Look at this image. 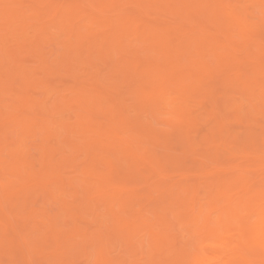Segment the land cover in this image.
Segmentation results:
<instances>
[{"label":"bare ground","instance_id":"6f19581e","mask_svg":"<svg viewBox=\"0 0 264 264\" xmlns=\"http://www.w3.org/2000/svg\"><path fill=\"white\" fill-rule=\"evenodd\" d=\"M35 1L38 4V2L42 3L46 0H35ZM55 1L56 2L58 1L57 2L58 4L60 3V0H55ZM67 1H69V0H67ZM71 1L73 2V0H71ZM71 1H69V2L71 3ZM90 1H92V3H89V4H92V5H90V6H92V9H94L93 7H96V9H97V6H98V5H94L93 2L96 4L102 3L103 1L105 2V0H90ZM111 1L113 3L116 1L118 2L120 0H111ZM135 1L137 2L139 7H137L136 5H133V6L139 8L140 11L145 10L147 8L146 6H150L151 9H153L152 7H154V4L155 5L157 4V3H155L154 0H135ZM160 1H163V5L166 6L167 9L164 10L165 8H162L164 11H162L161 15L158 17V18H160V20L158 18H155L158 20L157 23L159 22V25H162L163 23L167 24L166 20H168V19H166V18H165L166 19L165 22H164V20L162 23L160 22V21H162L161 20L162 13L163 12L165 13L167 11L168 17H169V13H171V16L173 15V16L177 17V18H175V20L172 19L173 24H174V21L176 22V19H177L176 25L173 26V24H172V26H171V24H169V25L164 24L165 26L163 25L161 27V26H158L157 24H155V25H157V26H155L154 25L155 21L154 22L152 21L153 24L152 23H150V24L144 23L145 25L142 23L139 24L137 19L135 18L136 16H134V18L128 17V15H127L128 13L126 14V16H123L124 14L122 15L120 13H119L120 14L119 16L114 15V16H118L117 20H115V21L112 20V18H113L112 17L110 22H109L108 19H102L101 20V17L98 18L100 15L98 16L97 14H95L93 12L94 14L91 13L92 15L87 17V19H88V18L93 16L91 18V20L85 19L82 21L81 19H79L78 21H76L77 26H75V25L72 26L73 20L76 17V16H74V12H73L74 7L65 6L64 3L59 6V5L55 4L56 2L52 1V2L45 3L44 5H42L40 7H37V5L36 6L34 5L36 7L34 9V11L31 14L26 15V12L23 10L24 9L23 4H21L22 7L20 5L17 6V4H16L18 2H26V1H23V0H0V168H2V170H4L3 172L5 174L10 175L6 181L4 179L5 182L0 184V201H1V199H3V196L5 195L6 199L5 198L4 199L9 202L10 205H8V207L11 206L10 207L11 209L10 208L9 209L12 210V214H10V216H14L13 213H15V218L17 220H15L14 222L18 221V223L20 224V225L18 224L17 226H15L12 223V221L14 219H12V217L9 218L8 214H6V213H11V212L10 211L8 212L9 209H6L7 205H6V203H4L6 207H4V205L2 206L5 210V211H3L1 209L2 214H4V217L8 216L9 219H8V224L5 228L3 226H1V223H0V236L1 235H10V232H12V231L16 234L22 235V238H23L22 244L23 245L21 246L20 245L21 243L19 244L21 246L20 249L22 247L23 248L25 247V249L27 251H30V253L34 252L35 255L37 256V254H36L37 252H35V250L40 249L39 248V242L41 241V239L44 238L41 235H55V237L62 235V237H60V238H62L63 241L65 240L63 237L68 235L65 238L67 239V237H68L69 242L72 239H73L72 242H74V241L76 242V240H74L75 238L70 237L73 235H76L74 237H77V235H82V236L84 235L85 237H83V238L86 239L91 234V231L89 229L90 234L88 232H84L86 228H83L84 229L83 230L78 225L79 222L80 223L82 222V217H81V221H80V219H78L79 222H77L76 219L78 218V216H81V215L84 216L86 219V217L90 213V212L88 213V211L90 210L92 212V214H96L99 218L102 216L105 217L104 221L106 220V222H107V224L105 226H96V228L94 227L92 229L93 231H96V233L93 232L92 235L95 234L96 236L94 237V240L92 239V237H90V239H92V240H90V242L92 243V241H93L94 244L95 243L99 244L100 248L99 249L96 248V249H98V251H100V253H101L105 249L104 247H105V244L107 242V241H105V240H107V239H105V236H109V237L110 236H113V237L116 236V238L114 237L115 239L112 238L113 240H115V241H113V243H115L116 240H119L118 236L120 237L122 235H125L126 237H124V238H125V240L127 239L128 242H130V245L128 244V242L126 240L127 243H125V244L128 246L125 247L126 246L125 245L124 246L125 249L124 248H122V249H124L125 252H128L130 247H131L130 250L132 253V257H133V259H131V260H133V264H141V260L143 259V258L141 259V255L143 254L142 252H144L147 255L146 257H148V259L145 258V256H142V257H144L145 260H150V262L147 264H264V202L260 203L261 198L264 196V187L260 188V182H259L258 178H255V180H254V176H249L251 178L248 177L247 180L253 179V181H252L253 183L250 181L248 183L251 184L250 185L252 187L251 189L253 190L255 188L256 191L253 190L252 193H250L252 190H250V192H247V191L244 192L243 191L245 195L243 194V192L241 194V192H239V190L240 191L243 190L242 188L244 187L243 186L244 184H242L243 181L240 182L241 179H243V178H241V176H239V174H238V177L235 176L236 178L231 179L233 181L234 179L237 180L238 178H240L237 180V182L234 180L236 183H234V181L233 182L231 181L229 183L230 185L228 184L227 187H225V188L224 187L221 188L219 183H217V185H219V187L221 189L216 190L217 188L215 187V188H213V192L211 189H209L211 191H208L207 193H209L208 194L209 196H210V193H211V195L212 194L215 195L213 197L214 201H212L213 199L211 200V198H212L211 196H210L211 201L206 197L208 195L205 194L206 196L205 195L203 196L202 195L203 193H200L202 195V197H199L200 194H198V193H199L200 189L199 190L195 189L194 191H192L191 190L192 188H190L191 185H190V187H188V185H187L188 182L186 181V179H182V182H180V184H174L173 185L171 183L170 185L164 187L165 190H163V191H161V189H163V188L160 187L158 184L159 187H157V189L155 188L156 190L153 188V190L155 191V194L157 193V195H158L157 191L160 190L162 193V196H163L162 198H160L159 196H158L159 198L154 196L153 190L151 192L149 189V192H151L150 195L153 194L154 199H156L155 203H157V204L154 203L157 206L154 205L155 210L153 211V213H155L157 208H159L160 211L157 210V214H155V215H157L156 218L158 221L161 222V224L165 225L163 227V229H164L163 233L158 232L161 229V227L160 228L158 227V229H157L158 231L156 229H153L152 227L155 228V224H154V226H152V225L149 226L148 224L152 223V221L149 223H146L145 222L146 218L145 219L143 218V220H142L141 216L139 217V219H137L135 221V223H134V221L131 223H130V221L128 222L126 219V214L128 215L130 213L129 215H131L132 210L135 208V207L133 208V206H134V202H135V196H137V195H135L132 192L124 193L121 190L109 188V186H112V185H110V183L113 182L115 178L117 180L116 170L118 171V173H121L123 175V173L121 172L122 171L121 169H123V171L126 174V176H124V177H127L129 175H132L134 177V174L129 172L130 169L132 170L131 167H134V164L136 163V161L138 159V155H139V151H138V154H136V152H134V149H133L134 146H136V145L140 146V144H143L144 143L143 140H145V138L152 140L151 141L152 143L153 142L158 143V141H160V139H161V138H159L160 135H159L158 131H155V126L153 127L151 121H146V122L143 121L142 122L141 121L142 118H140L141 120H136V119H132L131 117L128 116V115L133 116L132 110H134V107L136 108V106L139 105V107L146 109L145 111H147V108H148L151 112L154 113L153 115H155L157 113L159 114L162 108H165V107L168 108L167 110H169L170 113L174 116L175 123L177 125H179V127H181L180 131H182L183 136L186 140V135L188 133H190V135L194 134V133H191L192 131L188 132L189 129H191L193 126V125H189V124H192L191 121H194V119L190 116V112H192V111L190 110V108L185 109L184 107H186V105L184 106V104L186 103L187 98H189L194 91H197L198 93H199V91H204L205 94L207 93L209 96L211 95L209 93H212L213 95H214V92L219 93L220 98H222V99L224 98V100H223V101H225L224 107H226V109L229 108V106H228L229 104L231 106H234V109H236L235 111L237 113L236 114L237 119L234 118L235 115L233 116V114L230 116H231V118L233 116L232 120L236 119V121L239 122L241 128H240V126H238L239 124L236 122V127L238 126L240 129L237 127L236 130L232 131L231 129H235V127H232L230 129V127L228 126L230 123H232L229 121L230 119L228 120V118H229L228 112L226 110H223V108L221 106H219L220 104L217 105V102H215V104H214L215 106H212L211 110H213V108L215 107L216 111H214V110L213 111L216 112L217 115H218L217 111L219 109L217 110L218 107H216V106L221 107L222 108L221 110H223V111L220 110L222 115L218 116L219 121L217 120V122H215L216 121V119H215V121H214L215 123L213 125H210V123H209L210 121L203 122V121L199 120V118L201 119L202 117L198 118V120L201 121L199 123H205L206 126L207 125L209 126V132L208 133L206 132L207 134H205L204 136L200 135V137H202L201 143L205 144L206 146L204 147L203 144L199 143V139H198V144H197V142H194V141L191 142V139H193V138H191V139H187V141H185V142L183 139L184 146L182 143V145H179V146L176 145V146H178V148H176L175 144H174V146L172 145L173 142L168 143V141L170 139H168L167 136H165V134H164V142L166 140H168L166 143L169 144L168 148L170 150H171L170 145H172V147H174V150L175 149L178 150L181 146L184 147L183 153L181 152L183 156L179 152L177 155V152H172V151H171L172 152L171 154H168L169 150H167V148L165 147L168 145L165 143L166 145L165 146L163 145L165 147V149L162 148V146L158 144V146H160L159 148H162L164 150V152H162V150L160 152V150H159V152L163 154V155H160V159L161 158L167 159V157L165 158L163 156L168 154L170 160L174 163L175 161H179L182 157H184L185 155L188 154V156L191 155L192 157L194 156V158L195 157L198 158V159L195 158V160L200 161V166L203 169V168H205L206 164L209 163V162L208 163L206 162V158L213 161V162L209 163V165H210L212 163H216V161L218 160L219 157H221V156L224 157L221 154L225 153L226 154L225 156L227 157L226 160H228V162H226V164H224V165L227 166L228 165L227 163L234 164L231 161L229 162V159H228V157H231V158L233 157L231 155L232 151H234L235 153L240 152V153H242L241 155H243V153L246 152L245 149L250 148L251 150L247 149V152L245 154H248V155H246L247 157L255 154L254 156H251V158L254 157V159L251 163L256 162V164H255L256 166L264 167V121H260V119H255V120H257L255 124H258V121L263 122L262 125L259 122V124L261 126H258L257 128H261V131L258 132V130H256L254 127L255 124H254V120H253L254 115L257 116L256 118H258V117L264 118V99H262V98H264V62H262L263 64L261 63V61H264V59H263V55H262L263 51H262V53H260L261 52L260 49H262V48L259 49V47L257 46V49L254 50V48H256V46L253 49L250 46L251 42L253 41V36H252V32H250V30H249V27L252 24H251L250 19H249L250 16H249V12H248L249 11L248 7H246V8H244V6L241 7V6H239L240 4L237 3V1L231 2L230 0H160ZM160 1L156 0V2H159V3H160ZM243 1H242V4H243ZM250 1L251 0H249V2ZM28 2L29 1H27V3ZM30 2H29V4H30ZM77 2L78 1H76V3ZM125 2H126V0H125ZM129 2L133 3V1H129ZM247 2H248V0H247ZM259 2H260V0H257V3H259ZM85 3H86V0H85ZM144 3H146L148 5H145ZM15 4H16V6H15ZM29 4H28V6H29ZM87 4L88 3H86V5ZM106 4H108V3H106ZM114 4L115 3H113V6H114ZM263 4H264V2H263ZM263 4H261V5H263ZM12 5H14V7ZM66 5H67V3H66ZM70 5H72V4H70ZM100 5H101V7L103 6V8H107V6H108V5L106 6L105 4L104 5L100 4ZM122 5L121 6L124 7V3ZM163 5H162V7H163ZM257 5H259V4H257ZM7 6H10L11 8H9ZM104 6H106V7H104ZM126 6H127V11H128V9L130 8V7H128L129 3ZM126 6H125V9H126ZM253 6H255V5H253ZM30 7H32V6H30ZM30 7H25V10H26V8H29L28 10H30ZM66 7H68V8L66 9ZM81 7L86 8V7H83L82 5H81ZM115 7L114 8L112 7V8L115 9ZM120 7H119V9H120ZM53 8H56L55 9L56 11H54L55 17L52 18V20L50 19L51 22L49 20L50 23H47V24L42 23L38 26L37 25L34 26L35 27V29H34L35 33L33 35H30L29 30H28L29 27H31L29 25L30 22L28 23L29 18L35 19L36 17H39L40 15L43 16L47 13L49 14V12ZM76 8H78V7H75V9ZM99 8H100V6H99ZM109 8L111 9V7H109ZM157 8H156V12L158 13L159 11H157ZM86 9H88V7ZM96 9H94V10H96ZM117 10L115 9V11H117ZM134 10L136 11V12L134 11V14L139 13V10L138 11H137V9H134ZM252 10H254V8ZM86 11H89V10H86ZM86 11L84 10L83 12H86ZM92 11L93 10H91V12ZM98 11H99V9H98ZM100 11H102L101 8H100ZM168 11H169V13H168ZM262 11H264V10H261L260 13ZM118 12H120V11H118ZM156 12L154 11V13H156ZM251 12H253V11H251ZM77 13H79V12H77ZM108 13H109V11H108ZM80 14H82V13H80ZM84 14L87 15V13H84ZM140 14H139V18L142 16V13H140ZM108 15H110V13ZM146 15H147V12H146ZM151 15L152 14H150V16ZM261 15H262V13H261ZM82 16H83V14H82ZM95 16H98V17H95ZM164 16H166V15H163L162 17L164 18ZM137 18H138V15H137ZM150 18H152V17H150ZM186 18H193V19L195 18V19L199 20V22L197 21L198 23L193 21V20H191V21L188 20L187 23L189 24V26L190 25L192 26V29H190L192 31L191 34H189L188 32H186L187 34L184 32L179 33V31L182 30L184 27H182L181 24H180L181 25V27H180L178 24L179 23L183 24L184 22H186L187 21ZM153 19L154 18H152V20ZM75 20H74V23H75ZM29 21H31V20H29ZM33 21L35 22V20H33ZM88 22L89 23L90 22L97 23V25L95 27V26H93V24H91V23L89 24ZM144 22H147L146 19ZM169 22H171V20ZM205 22H207L208 24H204ZM39 23H40V21H39ZM107 23H108V27L103 28L107 25ZM209 23H210V25H209ZM260 23L263 24L264 23L263 20ZM254 25H253V27H254ZM51 26H52V28L55 27L54 30L59 29L61 34L68 35L69 40L67 42H65V45H63L65 48L64 51H62L63 47L62 48H61V46L59 47V48H61V51H62L60 58L58 57L59 56V54H58L56 57H58L59 59H57V58L54 60L51 59L52 61L50 60V62H48L49 58L47 56L50 54L49 53L50 50L44 51L46 53L47 52L49 53L46 56V54H44V52L42 50L43 49L42 45H43L44 41H46V35L48 33L50 34ZM208 26L209 27L211 26L210 27L211 29L208 28ZM256 27H255V30H256ZM261 28H263V27H261ZM258 29H259V27H258ZM219 30L223 31L222 32L223 33L222 39H220L216 35L217 34L216 31H219ZM260 30H262V29H259V31ZM263 31H264V29L262 30V32ZM55 32H53V33H55ZM219 34H221V33H219ZM238 34L240 36L239 38H241L244 41V43H243L244 45L242 46V48L239 47L240 46L239 43L237 44L236 40H235L236 36ZM256 34H258V33H256ZM131 36H133V38L135 36V38H136L135 40L137 41L136 44H134L132 42L133 39L132 40L127 39V37L131 38ZM254 37H255V35H254ZM51 38H53V37H51ZM54 38H56V40H57V37L54 36ZM259 40H261V39H259ZM138 42L141 43L142 45L138 44ZM258 42L259 41H256L257 44H258ZM261 42H263V41H261ZM256 43H254V44H256ZM54 45H53V47H54ZM258 45H260V44H258ZM261 46H264V44ZM16 47H18L17 50L19 52L16 51V49H15ZM142 47H143V49H142ZM49 48H50V46H49ZM194 50H195L196 54H198V55L200 54L199 56H201V55L204 56L205 52H209L210 54L212 53L214 55V58L217 59V64L215 66H211V64L208 63L206 61V59H203L205 57L201 58L202 56L199 59L196 58L197 60L196 59L191 60L192 61L191 70H192L193 75L196 74L197 79L190 80V83L188 84L187 80L191 79V78H189V76L191 74L188 73V75H189L188 77L185 75L186 69L183 68L182 65L180 64V60L182 59V55H183V53H185V51L186 52H189V51L194 52ZM52 51H55V50L52 49ZM25 52H26V55L23 54ZM142 52L145 54L144 56H143V54H141ZM243 52H245V56L241 55V53H243ZM29 53L31 55H34V57L36 58L35 61H33L34 58H32L31 56L30 57H29V55L27 56V54H29ZM209 53H207V54H209ZM156 54H158V55L161 54V55L157 56ZM23 55H25V57ZM28 57L32 58L31 60L33 61V63L36 62L38 65L37 64L36 65L31 64V63L27 64V62L29 60ZM261 57L263 60H261ZM31 60H29V61L31 62ZM97 62L100 64V65L98 64L100 67H98L96 65ZM213 62H214V59H213ZM84 63H86V64L88 63L87 66H89V64H90V67L93 66V69H94V67H98L100 69H102L104 67L102 69V71L104 69H107L108 67H110V68L107 72H106V70H104L105 74L102 75L101 70L95 68L94 69L95 71L92 72V71H90V70H92V68L89 69L90 67H87L85 70V72H86V74H85V72L83 71L84 69L81 67V65H84ZM30 65H32V66H30ZM102 65H103V67L101 68ZM185 65H187V64H185ZM247 65H251V69H250V66H249V69L253 72V75L249 69H247L246 67L244 68V66H247ZM87 69H89V72H87L88 71ZM215 70L217 71L216 76L212 75L213 71H215ZM244 71H246L247 73L249 72L250 74L249 73L245 74L246 72H244ZM39 72H40V74H44V76L38 77V75H37V77H36V73H39ZM42 72H44V73H42ZM59 72L65 74V75H68L66 78H64L65 81L62 79L61 84L63 85V82H64L63 86H65V88H66V85L67 84L70 85L68 83V82H70L72 88L67 87V89L65 90L64 88H62L61 85H59L58 87L61 88L62 91L63 90L68 91L69 88L72 89V90L68 91V92L71 91L70 92L71 96H66L65 93H64L65 95H61L63 93H60V95L55 97V100L52 103V102H49L48 98L45 99L43 97V99L42 98L39 99V97H36L35 95H34L35 96L34 97L33 94L30 93V91L33 93V90L35 91V88H33V87L37 86V88L41 87L43 89L42 91H44V93L46 95L48 93H50L49 95H51L53 93L54 95H52V96L54 98V96H56V95L54 92L51 93V91H55V89H54L55 86L49 85V84H53V82H54V84L57 83L55 81H59L58 77L60 78L59 75H61V73L58 75V77H56L57 78L56 80L53 77V79L55 81L54 80L52 81V78H50L51 79L50 80L46 76H48L52 73L54 74V73H59ZM54 75H56V74H54ZM47 78H48V81H47ZM67 78H71V79L70 80L68 79L69 80L68 81V80H66ZM72 78H73V80H72ZM46 81L49 82V84H47ZM216 81L218 82V85L220 87L223 86L221 89H219L220 87H218V86H217V89L215 88V85H216L215 83H217ZM50 82H52V83H50ZM15 83H18L19 85L15 84ZM72 83H74V84L72 85ZM14 84H15V86L17 85L16 90H14V88H13ZM124 84H125V86L123 87ZM220 84H222V86ZM188 86H189V88H188ZM32 88H33V90H31ZM190 88H194L195 90H191V93H190V91H189ZM245 88H246V92H247V89H248V91L250 90V92H251V93L246 94L244 92L245 90L243 91V93H245L246 99H248L247 104H249V102L254 103V104L248 106V108L250 107L248 110H246L247 105H246V102L244 101L245 100L244 94H243V96L241 95L242 90ZM171 89L176 90L174 92L177 94L176 95L177 97L172 95ZM12 90H14V91H12ZM57 90H60V89H57ZM219 90H220V92H218ZM221 90H223V91H221ZM231 91H233L232 94H234V91H235V94H236V92H239V94L237 93L236 94L237 96L236 95L235 96L238 98L240 95L239 98L240 99L242 98V99L239 101V98H238L239 102H235L236 100L232 101L233 96L230 93ZM197 92H195V93H197ZM204 92H202V93H204ZM35 93H40L41 95L43 94V92L41 93L39 90L35 91ZM45 94H44V96H45ZM229 94H231V96H232L230 100H228V98H230ZM193 95H194V93L192 94V97H193ZM198 95H200V93ZM202 95H204V94H202ZM194 96L196 99L197 98L199 99V97H200V96L196 97V94ZM235 96H234V99H236ZM47 97H49V96H47ZM53 98L50 99V101H53ZM195 98H194V100H196ZM214 98L216 99V97H214ZM9 99L11 100V102H8ZM181 99H183V100H181ZM198 99H197V101L203 100L202 98H200L199 100ZM254 99H257V101L259 100V102L262 101V103H259V105L262 104L261 108L258 107V104H257L258 102L255 103ZM6 100H7V102H5ZM44 100H48V101H44ZM128 100H130V102H132L134 100V102L137 105L132 104L133 102L128 104V102H127ZM212 101H215V100H212ZM44 102H46V103H44ZM48 103H50V104H48ZM51 103H52V105H51ZM126 103L128 105H130V104L134 105L133 107H131V105H130V107L133 109L129 108V106L126 107L127 106ZM207 103H208V101L206 100V105L211 106V104H212L210 102H209L210 104H207ZM255 104H257V106ZM49 105H51V106H49ZM107 105H108V108H106ZM187 107H188V105H187ZM126 108L131 110L130 112L128 110V113H130V114L125 115L124 110L127 111ZM137 108H138V106H137ZM199 108L203 109L202 113H204L205 111H206L205 113H207V114L209 113V110H206V109H208V107L205 108V105L203 107L197 106L198 110H200ZM252 108H255V109H252ZM115 109L117 111H114ZM204 109H205V111H204ZM135 110L137 112L139 109H135ZM188 110H190V112ZM198 110H196V112ZM141 111H142V109H141ZM111 112H112V114H110L111 115L110 116L109 113H111ZM133 112H135V111H133ZM73 113L76 115V116H74L75 120H71ZM142 113H143V111H142ZM193 113H195L194 110H193ZM198 113H201V112L199 111ZM216 113H214L215 114L214 116H216V118H217ZM225 113L228 114L227 117H226V115H224ZM230 113H232V112H230ZM97 114H101V115L102 114H104V115L108 114V116H110V117L108 118L107 122L102 121L103 119H106V117H103V118L101 117L100 119H102V120H100V119L99 120L102 122H98L95 120ZM140 114L141 113H139L138 115H140ZM209 114L212 116L211 113H209ZM257 114L258 115L261 114V115L258 116ZM134 116H135V114H134ZM141 116H139V117H141ZM144 116H145V114H144ZM155 117H156V115H155ZM133 118H135V117H133ZM204 118H202V120H204ZM206 120H207V118H206ZM155 122H156V120H155ZM212 122L213 121H211V124H212ZM233 122H235V121L233 120ZM187 125L191 126V128H189ZM168 126H170V124H168ZM206 126H205V131H208V130H206ZM232 126H235V124L232 123ZM36 127H40L41 129L46 130V133H45V136L47 138L46 140L53 139V135H54V139L50 140V142H51L50 144H49V142H47L46 144L45 143L41 144V145H44L43 146V153H44L43 154L44 155L43 160L44 161H43L41 168L38 169L37 171H36V168L34 166H32V167L30 166L29 162H31L32 160H31V158L29 159V153L27 152L28 149L24 148L25 144H26V143H24V139L26 138L28 133L29 134L31 132L33 133V131L35 130ZM142 127H143V129H141ZM166 127H167V125H166ZM194 127H197V126H194ZM11 128L16 129V131H18V132H16V133H18V135H19V130L21 131V134L23 133V136L19 135L22 137V139H21V137H18L19 140L17 143H15V145H11V143H8L9 141L7 142V139H9V138H7V136H8L7 133L10 130L12 132L13 129H11ZM124 128L128 129L127 130L128 132L133 131V130H131L132 128H134V129L139 128L143 132H145L147 135L142 133L143 136H141V138H144V139L138 140V141L139 142L143 141V142L139 144L137 141V144H136V141H135V144H133L132 139H131L133 136L131 137L130 135H128V137H131L128 139L129 141L127 139H124L125 136H123V134H124L123 132H125V133L127 132V131H124L125 130ZM217 128H219V130ZM171 129L172 128H170V130ZM175 129H174V131H175ZM195 129L197 130V128H195ZM7 130H9V131H7ZM36 130L39 131L40 129H36ZM215 130L216 131L218 130L219 132L217 131V133H216ZM240 130H242V131H240ZM180 131H178V132H180ZM200 131H201V129H200ZM43 132H44V130H43ZM43 132L41 130V133H43ZM186 132H187V134H186ZM12 133L9 132V135ZM14 133H15V131H14ZM36 133L39 134L37 131H36ZM25 134H26V136H25ZM127 134H129V133H126L124 135L127 136ZM134 134H135V132H134ZM137 134L138 133H136V135ZM201 134H202V131H201ZM172 135H173V132H172ZM11 136L12 135H10L8 137H10V139L14 140L15 138H12ZM30 136H32V138H33V135H29L28 137H30ZM55 136L57 138L63 137L62 142H61L62 144H59V147H58V145H57V147H54V146H56ZM169 136H171V132H170ZM196 136H197V134H196ZM23 137H24V139H23ZM39 137L42 139L41 136H39ZM137 137H134V138H137ZM192 137H193V135H192ZM32 138H30V140ZM138 139H140V137H138ZM162 139H163V136H162ZM162 139H161V141H162ZM175 139H177V137ZM30 140L28 142H30ZM46 140H44V141L46 142ZM181 140L182 139H180V141ZM194 140H195V138H194ZM177 141H178V139H177ZM33 142H35V141H33ZM33 142H31V143H33ZM147 142H149V140ZM23 144H24V147H23ZM27 144H29V143H27ZM51 144H52V146H51ZM149 144L150 143H144L143 146L146 145L145 146V148H146L149 146ZM162 144H163V142H162ZM176 144H179V143H176ZM198 145L201 146L200 149L198 148ZM65 146L70 147V149L72 150V152H71L72 154L69 151V156H67L64 153V151L65 152L67 151ZM29 148H31V145ZM134 148H136L138 150L139 147L138 148L134 147ZM154 148H155V146H154ZM31 149H34V148H31ZM70 149H68V150H70ZM5 150H7V152L9 153V157H6V158L4 157L5 155L3 154V152ZM37 150H39V148ZM145 150H143V151H145ZM166 150H167V153H165ZM179 150H181V149H179ZM40 151H41V149H40ZM146 151L143 154L146 153V156L148 157V154H147L148 151L147 152ZM149 151L151 152V153H149L151 156L152 151L151 150H149ZM248 151H250V152H248ZM26 152L28 153V158L26 157ZM115 152H117V154H118V152L123 153L122 157H118L117 154H115L117 156L116 160L119 164L118 169L114 165V162L110 161V158L113 157V155L111 156V154L115 153ZM142 152H140V153H142ZM155 152L156 153H154V154L157 155L158 151H155ZM33 153L34 152L32 150L31 154H33ZM81 153H84L85 155L87 154V156H86V158H83V159H85L86 164L83 165L84 166L83 168L81 166L82 170H80V172L81 171L83 172V173L81 172V175L84 174L83 175L84 177L82 179H80L82 176L78 179V181L81 180V182L79 181L80 185L78 183H75L76 180L74 178L76 176H73V175L72 176L74 178H71V179L67 178L68 180L65 181L64 180V179H66L65 176H69L70 174L64 176L63 172L66 171V169H68L70 166H72L73 163L76 165L77 162L75 163V161L78 159V157L80 155L83 156V154H81ZM174 153L176 155H174ZM40 154H42V151L40 152ZM38 155H39V152H38ZM118 155L120 156L121 154H118ZM142 156L143 155H141V160L143 159ZM155 156L153 155V157H155ZM180 156H182V157L179 158ZM191 156H190V158H192ZM144 157H145V155H144ZM33 158L36 159L37 157L35 158V156H34ZM40 158H42V156ZM40 158L38 157L36 159V161L38 159L42 161V159H40ZM156 158H157V156H156ZM156 158L154 160H156ZM158 158H159V156H158ZM158 158H157V162L154 161L155 163H158ZM177 158H179V160H176ZM190 158L188 157L189 163L186 161L185 162L188 163L189 165L190 164L195 165V163H193L194 162L193 158H192V160H193L192 163H190L191 162ZM243 158H244V156H243ZM246 158H244V159H246ZM251 158L249 157L248 161L252 160ZM144 159H147V158L145 157ZM240 159H242V158H239V162H240ZM29 160H31V161H29ZM39 160L35 163H38ZM100 160H101V162H104V160H105V163L107 162V165H108L107 171L101 172V171H98L96 169V164L97 163L99 164L100 162H98V161H100ZM125 160H127L128 163H130L128 165L131 166V164H132L131 167L127 166L128 168L130 167L128 172H126L124 169V162H126ZM151 160H152V158H151ZM236 160L238 161L237 155H236L235 161ZM34 161L31 163H34ZM160 161L164 162V160H159V163H160ZM166 161H168L167 163H165L166 164L165 166L167 168V167H169V166H167V165H169L168 164L169 160H166ZM183 161L184 160L181 161L182 165L184 164ZM198 161H196V162H198ZM80 162H82V161L80 160ZM138 162H140V161H138ZM163 162H162V164L164 165ZM247 162L243 161V163H247ZM141 163H140V165H141ZM149 163H151V162H149ZM217 163H218V161H217ZM243 163L240 162L239 164L235 163L234 165H232L231 169H234L236 171L235 172L231 171V172L234 173V175L237 174V171L238 172L242 171V174H243V172L247 173L248 168L251 166H248L247 165L248 163L245 165ZM251 163L249 162V165ZM82 164H83V162H82ZM138 164H136V165H138ZM162 164H161V166L159 164L157 165V166H160L159 167V169L161 168L160 170H163ZM181 164H177V165H175V167H177L178 165L180 167H182ZM33 165H35V164H33ZM140 165L138 167H140ZM98 166H100V165H98ZM144 166H145V164L142 166V168H146V166L145 167ZM148 166H150V165H148ZM151 166H152V164H151ZM154 166H156V164H154ZM165 166H164V168H165ZM210 166L212 167V165H210ZM210 166H209V168H207L209 170L205 169V171H204L205 175L207 176V179L208 178L217 179L218 178L217 173L220 176L221 174H223L227 171L229 172V170H227V171L225 170L223 173H219V166L220 165L219 166L216 165L217 168H215V170L212 171V170H210V168H211ZM214 166H215V164H214ZM105 167H106V164H105ZM171 167L173 168L174 165L170 166L169 168H171ZM185 167H186V164L181 169H183ZM197 167H198V165H197ZM197 167H196V169H197ZM33 168H35V169H33ZM134 168L138 172L137 167H134ZM150 168H152V167H150ZM166 168L164 169L163 173L166 172L165 171ZM172 168H171V171H172ZM188 168H192V166L191 167L188 166L185 169L188 171ZM251 168H253V167H251ZM69 169H72V168H69ZM153 169H156V168L153 167ZM185 169H183L184 171L181 170V172L182 171H183V173L186 172ZM193 169H194V167H193ZM255 169H256V167H255ZM257 169H260V168H257ZM2 170L0 171V173L2 172ZM167 170H168V168H167ZM197 170L199 171V169H197ZM198 171H197V173H198ZM262 171L263 170H261V172H260L261 174L257 173L258 176L260 175V177H264V176H262L263 175ZM80 172H78L79 176H80ZM189 172H190V169H189ZM75 173L77 175L76 171H75ZM134 173H136V172L134 171ZM157 173L154 172L153 174L155 175ZM177 173H179V171ZM190 173L188 175L191 177ZM143 174H141V175H143ZM165 174H167V172ZM165 174L163 176H165ZM172 174L173 173L171 172V175ZM186 174H187V172H186ZM242 174H240V175H242ZM139 175L140 174L135 175V176L137 177ZM146 175L150 176V174L149 175L146 174ZM176 175H178V174H176ZM1 176H3V178H6V177H4L3 173H2V175H0V177ZM63 176H64V178H63ZM132 176H129V177H132ZM198 176H199V178L201 177V175H199V174H198ZM198 176L196 177V179L198 178ZM244 176L246 177V175H244ZM244 176H242V177H244ZM129 177H127L128 180L130 179ZM133 177L131 179H133ZM144 177H146V176L144 175L143 178ZM220 177H222V176H220ZM223 177H225V176H223ZM227 177H228V174H227ZM229 177H230V175H229ZM118 178H120V177H118ZM147 178L149 179V177H147ZM121 179H119V181ZM131 179H130V181H127V182H130L131 185L133 184V183H131V181L134 182L135 184H138L139 186H140V184L142 186L145 185V180H144L143 184L140 183L141 180L143 182V179H141V178H140V180H137L134 177L135 181H133L134 179L133 180H131ZM144 179H146V178H144ZM187 179H188V177H187ZM201 179H202V177L199 179L200 180L199 183L203 182V181H201ZM245 179L246 178H244V180ZM197 180H195V181H197ZM224 180H225V178H224ZM136 181L139 182L140 184L137 183ZM146 181H147V179H146ZM161 181L163 182V180H161ZM193 181H194V179H193ZM229 181H230V179H229ZM254 181L255 182L258 181L257 184H259L258 187L260 189L259 188L257 189V184L255 183L256 184V186H255ZM220 182H222L223 184L227 183L226 181H221V180H220ZM238 182L240 183V186H239ZM146 183H148V181ZM196 183L194 182V184H196ZM203 183H200L201 184L200 187L201 186L206 187L207 183L202 185ZM76 184H78V186ZM135 184H134V186L133 185L132 186L135 187V189H136L137 188L136 186H138V185L135 186ZM212 184H214V182ZM234 184H237L239 186V188L242 185V188H240V189L236 185V188L238 189V192L241 195V199H239V200L236 199L237 196H239L238 195L239 193L238 194L236 193L237 196L233 193V191L235 192V190H236L235 186L233 187ZM197 185H199V184H197ZM252 185H254L255 187H253ZM66 186H68V187L71 186L70 188H72V190L68 191L66 189L67 191L64 192L63 190H64V188H66ZM153 186L155 187V185H153ZM250 186L248 185L247 188H249ZM231 187H233V189ZM197 188H199V186ZM41 190L42 191L46 190V194H50L51 196H54L56 199L58 198V200L60 198V201L62 203V211L65 212L64 214H67L68 216H70V219H69L70 223L73 224L71 228H69L67 225V227H68L67 229H65L66 227L64 228L63 226L62 227L64 229L63 228L59 229L56 226H60V223H59L60 218H59V220L56 219V220H58L57 221L59 223V225H58L56 220H54V218L56 216H50L48 214V212L46 210H44L41 205L40 206L43 210H41L39 208L36 209L37 203L34 202L35 199L33 200V195L36 192H38V193L41 192ZM204 190L206 191V189H204ZM229 191H230V193L232 192V194L236 196V198H235L236 200H234L232 195H229ZM246 192L248 194L249 193L250 194L248 195ZM165 194H168V195H165ZM246 194H247V196H246ZM146 195H148V193H146ZM69 196L72 199H69L68 198ZM224 196H225V198L226 197L228 199L230 198V201L227 199H225V201H224L223 200ZM242 196H243V200H242ZM40 197H42V196L40 195ZM150 197L153 199L152 196H150ZM198 197H199V199H198ZM204 197H206L208 200L205 199L206 202H204V204H202V203L199 204L198 200H201L203 202ZM244 197H248V198L244 200ZM200 198H202L203 200ZM221 198L225 202L224 204L228 203L227 205H229V206L217 208L219 206L218 205L217 207H215L214 206V204L216 203L215 200L218 199L220 202V201H222V200H220ZM239 198H240V196H239ZM262 199H263L262 201H264V197ZM226 200H227V202H226ZM237 200H238V202H236ZM233 201H235V203H233ZM39 202H38V204H39ZM243 202H244V205L242 204ZM0 203H2V202H0ZM34 203H36V204H34ZM207 203H209V205H210L209 207L211 208V211L214 208L212 211L213 214H214V212H216V213L219 212L218 213L219 215L215 214V215H217V217H215V216L212 217V213H209L210 211H208V213L206 212L207 210L205 211V209L207 207L205 208L204 205H207ZM217 203H218V201H217ZM221 203H219V204H221ZM150 204H151V202H150ZM241 204L244 207H248V209L251 208L252 210L255 207V212L253 211L254 212L253 215H255V216L257 215L255 220H254V217H255L254 216L252 218L253 220L251 219L250 223H249V221H247V219L245 221V224L243 223L242 220H243L244 216H243V218L241 216L244 215L243 213H245L246 211L244 209V212H241V210H242ZM46 207H47V205H46ZM102 207L105 208V209H102L103 212H101ZM151 207H152V205H151ZM210 208H209V210H210ZM152 209H153V207H152ZM50 210H51V208H50ZM250 210L247 211L248 214L246 213V215H249L251 213L252 210L251 211ZM138 211H140V209ZM150 211H151V209H150ZM240 212L242 215L240 214ZM86 213H88L87 216H85ZM64 214H62V215H64ZM148 214H149V211H148ZM54 215H56V214H54ZM62 215H60V216H62ZM67 215H65V216H67ZM152 215H154V214H152ZM169 215L173 216L175 221H177L176 224L178 223V225L180 226V228L182 230L184 229V233H186L185 230H187L186 235L189 234L187 236V238H186L185 234L183 235V233H182L183 231L180 233H182V235H183V237H185V239L183 237L181 238L182 235H180L177 232L178 228H179L178 225H177V227L173 226V225H176L174 223V219H171V220H173L172 222L174 224L172 222L170 223ZM48 216H50L49 217L50 221L46 220ZM60 216H58V217H60ZM4 217H0L1 221H2V219H4ZM247 218L250 220L249 217H247ZM100 219L102 220L103 218H100ZM148 219L150 220V217H148ZM62 220L64 221L65 219H62ZM97 220H98V218L96 217V222L98 223L99 220L98 221ZM128 220H132V219H128ZM63 221H60V222H62V224H63ZM40 222H42V223H40ZM47 222L50 223V225L48 224V227L45 228L46 231L44 233H42L41 235H39L41 233L40 232L41 226L45 225ZM85 222H88V221L85 220ZM246 222H248V223L246 224ZM84 223H82V224H84ZM91 223H94V225H95V222H91ZM91 223H89V225ZM132 223H134V224H132ZM66 224H69V222ZM64 226H65V224H64ZM87 226H88V224H87ZM90 227L92 228V225H90ZM90 227H88V228H90ZM10 228L12 229V231L10 230ZM20 228H21V230H19ZM174 228H176L177 230ZM96 229H99V230L97 231ZM143 229H146V231H145L146 233L148 231L149 236L148 235H146V236L141 235L142 234L141 231H143ZM173 230H175V232H177L176 234L179 235L181 243H182V239H184L186 241L185 242L183 240L185 242L184 246L176 247L179 244L177 242V240H179L178 239L179 237H178V235L176 237V234H174L175 232ZM37 232H40V233L37 235ZM145 232L143 231V233H145ZM137 234H139V235H137ZM33 235H35V238L31 239L32 237H34ZM133 235H136V237H134ZM132 236H133L134 240H136V241L138 240L139 242L141 241V240H139V238L141 239V237H142V239H144V237H147V238L149 237V240H148L149 245L146 242L147 240L146 241L142 240L144 244L142 242H140L141 244H143V246H145V244H146V246L147 247L149 246V247L148 248L145 247L146 249L144 250V247L139 242L138 243L136 242L137 244H140L137 246L136 243L132 242L133 241ZM1 237H0V251L1 250L4 251L5 247H3V246H5V244H7V243H5L3 245L2 244L3 238L1 239ZM69 237H70V240H69ZM109 237H107L108 240L110 239L112 242L111 237L110 238ZM137 237H139V238H137ZM60 238H58V239H60ZM78 238H79V236H78ZM147 238H145V239H147ZM6 239H4V240L6 241ZM53 239L54 238H51V240H53ZM80 239H82V238H80ZM10 240H12V239H10ZM57 240L55 238V241L54 242L52 241V243L57 244L56 243ZM125 240H124V242H125ZM59 241H58L57 246L60 244ZM15 242H16V240H15ZM64 242H66V241H64ZM83 242L85 243V240ZM90 242H88V243H90ZM121 242H122V240H121ZM176 242L178 244L175 246ZM70 243L68 244V242H67L68 245L65 243V246L67 245L66 246L67 249L70 246V249H71L70 251L65 249V246L63 244V248H64V250H66L65 257L68 256L67 257L68 259H66L63 256L66 260L65 263L66 264H72V262L70 261V260H72L71 258H76V257H77L76 259L78 260V263L79 262L81 263L82 260L84 261V259H85L84 257H86V254H84V253H89V252H85V250H84L83 254L85 256L83 255L84 257H81L83 251L81 252L79 250V252L81 253L80 254L81 258L79 257V259H78L79 253L76 254V257L72 255L73 254L72 252L74 251V249H72V248L76 247V246H72V245H77V244L76 243L70 244ZM84 243H82L83 246H86V245H84ZM118 243L121 246L124 245V244L120 243V240ZM17 244H18L17 242H16V244L14 243V247H16ZM48 245L46 246L47 248L50 247V245L49 246ZM12 246H13V244H12ZM59 246L62 247V243ZM59 246H58V248L60 249ZM90 246L93 247L94 245L92 244ZM140 246H142L143 249H139V248H141ZM8 247H10V246L8 245ZM54 247L56 248V245ZM77 247L79 248L78 245H77ZM128 247H129V249L127 250ZM18 248H19V246H18ZM51 248H52V246H51ZM80 248H82V247H80ZM13 249L16 250V248H13ZM112 249H115V247L113 246ZM117 249L118 248H116L114 250V252L115 251L118 252ZM122 249H120V250L122 251ZM147 249H148V251H146ZM62 250H61V253L64 255L65 251L63 250L64 251L63 252ZM106 250L108 251V249H106ZM106 250H104L103 252L105 253ZM68 251L69 252L72 251L71 255ZM107 251L105 254L108 253ZM138 251L141 254L139 257L135 253V252H137V254H138ZM97 252L95 251L96 254L94 252H92L93 254L91 253V255H94V256L96 255L98 257L103 256V258L105 257V259L109 258V257H106V256H108V254L106 256H104L105 254L103 252L101 255H100V253L97 254ZM110 252L113 253L111 250H110ZM110 252H109V254H110ZM8 253H12V252H10V250H9ZM16 253H18V252H16ZM20 253L22 254L24 252H20ZM30 253L26 252L25 255H28V257H29ZM39 253L41 254L40 251H39ZM68 253H69V255H66ZM118 253H119L118 257L120 258V256H121L120 252H118ZM118 253H116V254H118ZM121 254H123V252ZM133 254H135L136 256H133ZM32 255H34V254L32 253ZM59 256H61V255H59ZM69 256H71L70 259H69ZM87 256H88V254H87ZM96 256L94 258L95 260H96ZM124 256H125V254H123V256L121 258H123ZM128 256H125L124 259L126 257L128 258ZM20 257H21V255H20ZM38 257H39V254H38ZM38 257H36L34 259L36 260V259H38ZM43 257H44V254H43ZM48 257H49V254H48ZM129 257H131V254ZM135 257L136 258L138 257L140 261H138V259H136ZM149 257H150V259H149ZM86 258H88V260H90V262L93 261V260L91 261L92 256H88ZM43 259L45 260L46 257ZM80 259H82V260L79 261ZM0 260L2 261V259H0ZM55 260H57V259H55ZM67 260H69V261H67ZM43 261L41 260V264L43 263ZM83 261H82V264H84ZM86 261H85V263L91 264L90 262H86ZM135 261H137V262L135 263ZM38 262H40V261H38ZM63 262H61V263L63 264ZM110 262H108L107 264H109ZM142 262L144 263V261H142ZM73 263L75 264V260ZM95 263L96 262L94 261V264ZM98 263L99 262H97L96 264H98ZM127 263H128V261L125 262V264H127ZM21 264H23V263H21ZM46 264H49V263H46ZM122 264H124V263H122ZM129 264H132V261H131V263L129 262Z\"/></svg>","mask_w":264,"mask_h":264},{"label":"rangeland","instance_id":"374dc122","mask_svg":"<svg viewBox=\"0 0 264 264\" xmlns=\"http://www.w3.org/2000/svg\"><path fill=\"white\" fill-rule=\"evenodd\" d=\"M23 1H26V2H18L19 4H18V3H16V4H17V6H18V5L21 6V4H23V8H24L23 10L26 12V15L31 14V13L34 11V9L36 8V7H35L36 5H37V7H40V6L44 5V4L47 3V2H52V1H53V2H56L55 0H52V1H51V0H46V1L42 2V3H39V2H38V4H37V2H36L35 0H23ZM27 1H29V2L31 1L30 4H29V2L27 3ZM34 1H35L36 3H35ZM69 1H71V0H69ZM69 1H67V0H60V3H59V4L57 3L58 1H57L55 4H57V5L60 6V5H62V4L64 3L65 6H68V7H74V11H73V12H74V16H76V17H75L76 20L74 19V20H75V23H74V20H73V24H72V26H74V25L77 26L76 21H78L79 19H81V20L83 21V20L87 19V17L91 16V15L94 14V13L97 14L98 16L100 15L99 17H98V16H95V17H98V18L101 17V20H102V19H108L109 22H110V20H111L112 17H113L112 20L115 21V20H117V18H118V16H119L120 14H122V15L124 14L123 16H126V14L128 13V14H127L128 17H133V18H134V16H136L135 18L137 19V21H138L139 24H140V23H142V24H144V23H145V24H146V23H147V24H148V23H149V24L152 23V24H153L154 21H155V22H154V25L157 24L158 26H161V27H162L164 24H166V23H163L162 25H159V22L157 23L158 20L155 19V18H158V17L161 15V12H162V11H164V10L167 9V7L163 5V1H160V0H159L160 3H159V2H156V0H154L155 3H157V4H156V5L154 4V7H152L153 9H151L150 6H146L147 8H146L145 10H141V11H140L139 8H137V7H139V6H138V4H137V2H136L135 0H129V1H133V3H132V2L130 3L128 0H126V2H125V0H122V1L120 0V1H118V2L116 1L117 3H116V2H113V3H115L114 6H113V3H112L111 0H105V2L103 1L102 3H98V4H96V3L93 2L94 5H98V6H97V9H96V7H93V8L96 9L97 11L94 10V9H92V6H90V5H92V4H89V3H92V1H90V0H86V3H88L87 5H86V3H85V0H81V1H80V0H76V1H78L77 3H76L75 0H73V2L75 1L74 3H73L72 1H71V3H70ZM123 1H124V2H123ZM157 1H158V0H157ZM230 1H231V2H232V1H233V2H236V1H237V3L240 4L239 6H241V7L244 6V8L248 7V9H249L248 12H249V16H250L249 19H250V22H251V24H252V25L249 27V30H250V32H252V36H253V41L251 42L250 46H251L252 49L256 46V48H254V50L257 49V46L259 47V49L262 48V49H260V51H261L260 53H262V51H263L262 55H263V59H264V49H263L264 46H261V45L264 44V43H263V42H264V38H263V37H264V31L262 32V30L264 29V23H263V24L260 23L262 20H263V22H264V14H263L264 11L261 12L262 15H261V13H260L261 10H264V4H263L264 0H260L259 3H257V0H255L256 2H255L254 0H251V1L249 2V0H248V2H249L251 5L247 2V0H244V1H243V0H235V1H234V0H230ZM239 1H240V2H239ZM242 1H243V4H242ZM252 1H253V2H252ZM119 2H120V3H119ZM121 2H122V3H121ZM127 2L129 3V6H128V7H130V8H129L130 10L128 9V11H127V6H126V5H128ZM261 2H262V3H261ZM66 3H67V5H66ZM80 3H81V4H80ZM106 3H108V4H106ZM118 3H119V4H118ZM123 3H124V7H122V6H123V5H122ZM126 3H127V4H126ZM16 4H15V6H16ZM24 4H25V5H24ZM28 4H29V6H28ZM70 4H72V5H70ZM100 4H102V5L105 4L106 6H107V5H108V6H107V8H103V6L101 7ZM117 4H118V5H117ZM120 4H121L122 6H121ZM144 4H145V5H148V4H146V3H144ZM241 4H242V5H241ZM257 4H259L260 6L257 5ZM261 4H263V5H261ZM34 5H35V6H34ZM73 5H74V6H73ZM81 5H82L83 7H86V8L88 7V9H86V8H82ZM88 5H89V6H88ZM94 5H93V6H94ZM130 5H131V6H130ZM133 5H136L137 7H134ZM141 5H142V4H141ZM162 5H163V7H162ZM253 5H255V6H253ZM12 6L14 7V5H12ZM20 6H19V7H20ZM30 6H32V7H30ZM99 6H100V8H101L102 11H100ZM106 6H104V7H106ZM115 6H116V7H115ZM120 6H121V7H120ZM125 6H126V9H125ZM132 6H133V7H132ZM160 6H161V7H160ZM250 6H251V7H250ZM261 6H262L263 8H262ZM7 7L11 8L10 6H7ZM21 7H22V6H21ZM25 7H30V10H28L29 8H26V10H25ZM68 7H66V9H67ZM75 7H78V8L75 9ZM80 7H81V8H80ZM109 7H111V9H110ZM112 7H113V8L115 7V9H116V10L118 9V10L115 11V9H113ZM117 7H118V8H117ZM119 7H120V9H119ZM157 7H158L159 9H158ZM260 7H261V8H260ZM79 8H80V9H79ZM89 8H90V9H89ZM123 8H124V9H123ZM156 8H157V11H159L158 13L156 12ZM162 8H165V9L163 10ZM253 8H254V10H252ZM55 9H56V8H53V9L49 12V14L47 13V14H45V15H43V16L40 15L39 17H36L35 19L32 18L33 20H35V22H34L31 18H29V20H31V21L28 20V23L30 22L29 25L31 26V27H29V29H28V30H29V34H30V35H33V34L35 33V30H34L35 27H34V26H36V25L38 26V25H40V24H42V23H44V24L50 23L51 20H52V18L55 17V15H54V14H55L54 11H56ZM98 9H99V11H98ZM121 9H122V10H121ZM134 9H137V11L139 10V13L137 12L138 14H136V13L134 14V11H135ZM257 9H258V10H257ZM84 10H85V11H86V10H89V11L83 12ZM91 10H93V11L91 12ZM132 10H133V11H132ZM95 11H96V12H95ZM108 11H109L110 15H108V14H109ZM118 11H120V12H118ZM154 11H155L156 13H154ZM251 11H253V12H251ZM255 11H256V12H255ZM52 12H53V13H52ZM77 12H79V13H77ZM89 12H90V13H89ZM93 12H94V13H93ZM99 12H100V13H99ZM135 12H136V11H135ZM146 12H147V15H146ZM148 12H149L150 14H152V15L150 16V14H149ZM152 12H153L154 14H153ZM80 13H82L83 16H82V14H80ZM84 13H87V15H85ZM88 13H89V14H88ZM91 13H92V14H91ZM114 13H115V14H114ZM119 13H120V14H119ZM140 13H142V16L139 18V14H140ZM163 13H164V12H163ZM163 13H162V16H163V15H166V16H164V18L161 16V20H162V21H160L161 23L163 22V20H164V22H165L166 19L169 20V19L171 18L170 20H171V22H172L173 20H175V18H177V17H175V16H173V15L171 16V13H169V11H168V13H169V17H170V18L167 16V15H168V14H167V11L165 12L166 14H165V13L163 14ZM76 14H77V15H76ZM144 14H145V15H144ZM156 14H157V15H156ZM251 14H252V15H251ZM112 15H113V16H112ZM114 15H118V16H114ZM130 15H131V16H130ZM137 15H138V18H137ZM140 15H141V14H140ZM259 15H260V16H259ZM44 16H45V17H44ZM102 16H103V17H102ZM104 16H105V17H104ZM110 16H111V17H110ZM153 16H154V17H153ZM258 16H259V17H258ZM84 17H85V18H84ZM92 17H93V16H92ZM92 17L88 18L87 20H91ZM115 17H116V18H115ZM150 17L154 18L155 20H154V19L152 20V18H150ZM260 17H261V18H260ZM109 18H110V19H109ZM162 18H163V19H162ZM165 18H166V19H165ZM255 18H256V19H255ZM50 19H51V20H50ZM145 19H146L147 22H144ZM158 19L160 20V18H158ZM172 19H173V20H172ZM186 19H187V21L184 22L183 24H182V23H179V24H178L180 27H181V25H182V27H184V28H183L184 30H183V29L180 30L179 33H181V32H184V33L188 32L189 34H191L192 31H191L190 29H192V26H191V25L189 26V24L187 23L188 20H189V21L193 20V21H195V22H197V21L199 22V20H197V19H195V18H194V19H193V18H186ZM49 20H50V22H49ZM168 20H166V22H167L166 25L171 24V26H172L173 22L171 23V22H169L170 20H169V21H168ZM39 21H40V23H39ZM152 21H153V22H152ZM258 21H259V22H258ZM176 22H177V19H176ZM176 22L174 21L173 26L176 25ZM198 22H197V23H198ZM257 22H258V23H257ZM88 23H89V22H88ZM90 23L93 24V26H95V27H96V25H97V23H92V22H90ZM90 23H89V24H90ZM145 24H144V25H145ZM180 24H181V25H180ZM204 24H208V23L205 22ZM254 24H255V25H254ZM157 25H155V26H157ZM209 25H210V23H209ZM253 25H254V27H253ZM260 25H261V26H260ZM164 26H165V25H164ZM256 26H257V27H256ZM107 27H108V23H107V25H106L105 27H103V28H107ZM210 27H211V26H210ZM210 27L208 26V28H210ZM255 27H256V30H255ZM258 27H259V29H262V30H260L261 32L259 31ZM261 27H263V28H261ZM31 28H32V29H31ZM54 28H55V27H54ZM54 28H52V26H51L50 34L48 33V34L46 35V41H44V43H43V45H42V48H43L42 50H43V52H44V51H47V50H50V52H49L50 54H49L48 52H47V53L44 52V54H46V56H47V54H49V55L47 56V57L49 58L48 62H50L51 59L54 60V59H56V58H57V59L60 58V55L62 54V51H64V49H65L63 45H65V42H67V41L69 40L68 35H66V34H61V32H60L59 29H57V30L55 29V30H54ZM210 29H211V28H210ZM235 29H236V28H235ZM30 30H31V31H30ZM187 30H188V31H187ZM55 31H56V32H55ZM53 32H55V33H53ZM214 32H215V31H214ZM216 32H217L216 35H217L220 39H222V36H223V33H222V32H223V31L219 30V31H216ZM219 33H221V34H219ZM254 33H255V34H254ZM256 33H258L259 35L256 34ZM52 34H53V35H52ZM58 34H59V35H58ZM186 34H187V33H186ZM218 34H219V35H218ZM60 35H61V36H60ZM254 35H255V37H254ZM54 36L57 37V40H56V38H54ZM51 37H53V38H51ZM129 37H130V36H129ZM129 37H127L128 40H129V39H131V40L133 39L132 42H133L134 44L137 43V41L135 40V39H136L135 36H134V38H133V36H131V38H129ZM239 37H240V36H239V34H238V35L236 36V39H235V40H236V43H237V44L239 43V45H240L239 47L242 48V46L244 45V44H243L244 41H243L241 38H239ZM261 37H262V38H261ZM47 38H48V39H47ZM255 38H256L257 40H256ZM61 39H62V40H61ZM254 39H255V40H254ZM259 39H261V40H259ZM128 40H127V41H128ZM131 40H130V41H131ZM134 40H135V41H134ZM239 40H240V41H239ZM54 41H55V42H54ZM241 41H242V42H241ZM256 41H259L258 44H260V45H258V44L256 43ZM261 41H263V42H261ZM240 42H241V43H240ZM248 43H249V42H248ZM254 43H256V44H254ZM54 44H55V45H54ZM59 44H60V45H59ZM138 44H141V43L138 42ZM252 44H253V45H252ZM51 45H52V46H51ZM53 45H54V47H53ZM141 45H142V44H141ZM49 46H50V48H49ZM60 46H61V48L63 47V48H62V51H61V48H59ZM47 47H48V48H47ZM44 48H45L46 50H45ZM58 48H59V49H58ZM15 49H16L17 52H19V51L17 50L18 47H16ZM52 49H54L55 51H52ZM142 49H143V47H142ZM258 51H259V50H258ZM53 52H54V53H53ZM60 52H61V53H60ZM241 52H242V51H241ZM56 53H57V54H56ZM207 53H209V52H205V53H204V56L201 55L202 57L199 56L200 54H199V55L196 54L195 50H194V52H191V51L186 52V51H185V53H183V55H182V59L180 60V64L182 65L183 68L186 69V71H185V72H186L185 75H186L187 77L189 76L188 73L191 74V75L193 76V77H192L191 75H190L191 77L189 76V78H191V79H188V80H187V83H188V84L190 83V80L197 79L196 74L193 75L192 70H191V63H192L191 60H194V59H196V58L199 59L200 57H201V58L205 57V58H203V59H206V61H207L208 63H210L211 66H215V65L217 64V59L214 58V55H213L212 53H211V54H210V53L207 54ZM23 54L26 55V52L23 53ZM54 54H55V55H54ZM58 54H59V56H58L59 58L56 57ZM141 54H143V56L145 55L143 52H142ZM187 54H188V55H187ZM205 54H206V55H205ZM239 54H240V53H239ZM25 55H23V56L25 57ZM28 55H29V57L31 56L32 58H34L33 61H35L36 58L34 57V55H31L30 53L27 54V56H28ZM51 55H52L53 57H52ZM156 55H157V56H160L161 54H159V55L156 54ZM212 55H213V56H212ZM241 55H244V56H245V52L241 53ZM27 56H26V57H27ZM50 56H51V57H50ZM183 56H184V57H183ZM198 56H199V57H198ZM244 56H243V57H244ZM29 57H28V58H29ZM32 58H29V60H31ZM183 58H184V59H183ZM197 59H196V60H197ZM208 59H209V60H208ZM213 59H214V62H213ZM263 59H262V57H261V60H263ZM29 60H28L27 64H28V63H29V64H30V63H31V64H35V65L37 64L36 62L33 63L32 60H31V62H30ZM52 60H51V61H52ZM256 60H257V59H256ZM188 61H189V62H188ZM257 61H258V60H257ZM258 62H259V61H258ZM262 62H264V61H261V63H262ZM87 64H88V63H87ZM87 64L84 63V65H81V67L84 69V70L82 69L84 72H85V70H86L87 67H90V64H89V66H87ZM98 64H99V63L97 62L96 65H97L98 67H100V66H99L100 64H99V65H98ZM185 64H187V65H185ZM262 64H263V63H262ZM37 65H38V64H37ZM85 65H86V66H85ZM93 65H94V64H93ZM30 66H32V65H30ZM33 66H34V65H33ZM249 66H250V69H251V65L244 66V68L246 67L247 69H249ZM84 67H85V68H84ZM98 67H94V69L97 68V69L101 70L102 75L105 74V71H104V70H106V72H107V71L109 70V68H110V67H108L107 69H104V70L102 71V69L104 68L103 65L101 66V68L103 67L102 69H100V68H98ZM91 68H92V70H90V71L94 72L95 70L93 69V66H91L89 69H91ZM89 69H87V70H88L87 72H89ZM242 69H243V68H242ZM247 69H246V70H247ZM250 69H249V70H250ZM39 70H40V69H39ZM250 71H251V70H250ZM92 72H91V73H92ZM244 72H246V71H244ZM251 72H252V71H251ZM42 73H44V72H42ZM60 73H61V72H59V73H54V74H56V75H54V74L52 73V74H50L51 76L48 75V76H46V77H48L49 79L52 78V81H53L54 79H55V80L57 79L56 77H58V75H59ZM248 73H249V72H248ZM248 73L246 72L245 74H248ZM85 74H86V72H85ZM88 74H89V73H88ZM249 74H250V73H249ZM37 75H38V77H42V76H44V74H40V72H39V73H36V77H37ZM212 75H215V76H216V75H217V71H216V70L213 71V74H212ZM252 75H253V72H252ZM59 76H60V78L58 77V80H59V81H55V80H54L55 82H57V83H55V84H54V82H53V84H49V82H47V81H48V78H47V81H46L47 84H49V85H54V86H55V88H54L55 91H51V93L54 92L55 95H56V96H54V98H53V96H52V95H54L53 93H52L51 95H49L50 93H48V94L46 95V94L44 93V91H42L43 89H42L41 87L37 88V86H36V87H33V88H35V91L39 90L41 93L43 92V94L41 95L40 93H35V91L33 90V88L31 89V90H33V93H32L31 91H30V93L33 94V96L35 95L36 97H39V99H41V98L43 99V97H44L45 99L48 98V99H49V102H52V103L54 102L55 97H57L58 95H60V93H63V94H61V95H65V94H66V96H71V93H70L71 91L68 92L69 90H72V89H70V88H72V87H71V83L68 82L71 78H67V79H66V80L69 79L67 82H68L70 85L67 84V85H66V88H65V86H63V85H64V82H63V85L61 84V82H62V79L64 80V78H66L68 75H65V74L61 73V75H59ZM53 77H54V79H53ZM69 77H70V76H69ZM45 80H46V79H45ZM50 80H51V79H50ZM50 80H49V81H50ZM72 80H73V78H72ZM209 80H210V79H209ZM209 80H208V81H209ZM64 81H65V80H64ZM188 81H189V82H188ZM72 82H73V81H72ZM216 82H217V81H216ZM50 83H52V82H50ZM15 84L19 85L18 83H15ZM15 84L13 85L14 90L17 89V85L15 86ZM73 84H74V83H72V85H73ZM215 84H216V85H215V88H216V89H217V86L220 87V86L218 85V82L215 83ZM59 85H61L62 88H64L65 90L67 89V87H70V88H69L68 91L63 90V91H64V92H63L62 89L58 87ZM220 85L222 86V84H220ZM54 86H53V87H54ZM124 86H125V84L123 85V87H124ZM57 87H58V88H57ZM191 87H192V86H191ZM222 87H223V86H222ZM222 87H220L219 89H221ZM188 88H189V86H188ZM36 89H37V90H36ZM57 89H60V90H57ZM124 89H125V88H124ZM14 90H12V91H14ZM191 90H195V89H194V88H190V89H189L190 93H191ZM223 90H224V89H223ZM223 90H221V91H223ZM240 90H241V89H240ZM244 90H245V91H244ZM56 91H57V92H56ZM174 91H176V90H175V89H174V90L171 89L172 95L175 96V97H177V96H176L177 94H176ZM236 91H237V90H236ZM243 91H244L246 94H247V93H251V92H250V90L248 91V89H247V92H246V88H245V89L242 90V94L240 93L242 96H243V94H244V98H245L244 101L246 102V105H247V107H246L247 109H246V110H248V109L250 108V107L248 108V106H250V105H252V104H254V103H253V102H252V103L249 102V104H247V103H248V99H246V97H245V93H243ZM67 92H68V93H67ZM195 92H197V91H194V92H193L194 95L196 94V97L200 96L199 99L202 98L203 100H199V99L197 98V99L199 100V101H197V99L195 98L194 95H193V97H192V94H193V93H192L191 96H190L189 98H187L186 103L184 104V106L186 105V107H184L185 109H186V108H187V109L190 108V110H191L192 112H190V110H188V111L190 112V116L194 119V121H191L192 124H189V125H193L192 128H191V126L187 125L189 128H191V129L188 128V129H189L188 132H191V131H192L191 133H194V134H191V135H190V133H188V134H189V135H188L187 132H186V134H187V135H186V140H185V138H184V136H183L182 131H180V130H181V127H179V125H177V124L175 123L174 116L170 113L169 110H167L168 108H166V107H165V108H162L159 114H158V113L155 114V115H156V117H155V115H153L154 113L151 112L148 108H147V111H145L146 109L139 107V105H137V104L134 102V100L132 101L133 103L130 102V100L127 101L128 104H129V103H132V104H135V105L138 106V108H137V106H136V108L134 107V110H132V114H133V116L128 115L129 117H131L132 119H136V120H141L140 118H142V120H141L142 122H143V121H144V122H146V121H151L153 127L155 126V131H158V133H159V135H160L159 138L162 139V136H163L162 141H161V139H160V141H158V143H157V142H156V143H154V142L152 143V142H151L152 140H150V139H148V138H145V140H143L144 138H141V136H143L142 133H144L145 135H147L145 132H143V131L141 130V129H143V127H142L141 129H139V128H137V129L132 128L131 130H133V131L135 132V134H134L133 131L130 130L131 132H128V131H127L128 129H125V128H124V129H125L124 131H127L126 133H129V134H127V136L124 135V134H126L125 132H123L124 134L122 133L123 136H125L124 139H127V140H128L129 138H131V137L133 136V137L131 138L133 144H135V141H136V144H137V141H138V140H143L144 143H150L149 146L146 147L147 149L145 148L146 145L143 146L144 143H143V144H140V143H142L143 141H142V142H141V141H140V142L138 141V143L140 144V146H139V145H138V146H137V145L134 146V147H137V148L139 147L138 150H137L136 148L133 147L134 152H136V154H138V151H139V155H138V159H139V160L137 159L136 163H135V162H134L135 164L133 163V164H134V167H137L138 172L136 171V169H135L134 167H131L132 164H131V166L128 165V164H130V163H128L127 160H125L127 163L124 162V169H125V171L128 172V171H129V168L131 167L133 171L130 169L129 172H131L132 174H134V177H135L136 179L139 177L137 180H140V178L143 179V182H142V180H141L140 183L143 184V183H144V180H145V185L142 186L139 182L136 181L137 183L140 184V186H139L138 184H135L134 182L131 181V183H133V184H132L133 186H134V184H135V186H136V185L139 186V187L136 186L137 188L135 189V187H133V186L130 184V182H127V181H130V179H131L133 176H132V175H129V176H132V177L127 176V177L130 178V179L128 180L127 177H124V176H126V174H125V172L123 171V169H121V170H122L121 172L123 173V175H122L121 173H118V171L116 170V175H117L116 177H117V180H116V178H115L114 181H113L114 183H113V182L110 183V185H112V186H109V188L116 189V190H121V191L124 192V193L132 192V193H134L135 195H137V196H135V202H134V206H133V208H134V207H135V208L132 210L131 215H129L130 213H129L128 215L126 214V219H127L128 222L130 221V223H131V222L134 221V223H135V221H136L137 219H139V217L141 216V219H142V220H143V218H144V219L146 218V221L144 220L146 223H149V222L152 221V223L148 224L149 226H150V225L154 226V224H155V228L151 226L153 229H156V230H157L158 227H159V228L161 227V229H160L159 231H158V230H157V231H158L159 233H161V232L163 233V231H164L163 227H164L165 225L161 224V222L158 221L157 218H156L157 215H155V214H157V210H159V208H157V210L155 211V213H153V211L155 210V206H157V205H155V204H157V203H155V200H156V199H154L153 194H154V196H156L157 198H159V197L162 198L163 196H162L161 191L165 190L164 187L170 185L171 183H172L173 185H174V184H180V182H182V179H186V181L188 182L187 185H188V187H190V185H191L190 188H192V189H191L192 191H194L195 189H198V190L200 189L198 194L203 193V194H202L203 196H204L205 194L208 195V194H209V193H207L208 191H211V190H212V192H213V188H215V187L217 188L216 190L221 189V188H223V187H224V188L227 187V185L232 181L231 179L236 178L235 176L238 177V174H239V176H241V178H243V179H241L240 182L243 181L242 184H244V185H243V186H244L243 188H242V185H241V187H240V188H242L243 190H242V191L239 190V192H241V194H242L243 191H244V192H245V191L250 192V190H252V189H251L252 187L250 186L251 184H249L248 182H249V181L252 182L253 179H252V180H247L249 176H254V180H255V178H258V180H259V182H260V188H263V187H264V186H263V185H264V179H263L264 177H260V175L258 176V174H261V173H260L261 170H263V171H262V173H263L262 176H264V167L256 166V165H255L256 162H255V163H251V162L253 161V159H254V157L251 158V156H254L255 154L250 155V156L247 157L246 155H248V154H245V153L247 152V149H248V148L245 149L246 152H244L243 155H241L242 153H240V152H236V153H235L234 151H232L231 155H232L233 157H232V158H231V157H228L229 162L231 161V162H233L234 164H235V163H236V164H237V163L239 164L240 162L243 163V161H244V162H245V161L247 162L248 159H249V157L252 159V160H250V161L247 162L248 164H247V163H243V164H244V165L247 164L248 166H251V167H253V168L249 167V168H248V172H247V173H244V172H243V174H242V171H240L241 173L237 171V174L235 173L236 175H234V173L231 172V171H233V172L236 171V170H234V169H231V166L234 165V164L227 163L229 166H228V165H227V166L224 165V164H226V162H228V160H226L227 157L225 156V155H226L225 153H224V154H221V155H223L224 157L221 156V157L218 158V160H217L218 163H217V161H216V163H212V164H210V165H212V167L209 165V163H211V162H213V161H211V160H209L208 158H206V162H207V163L209 162V163L206 164L205 168L202 169L201 166H200V161L195 160L196 157L194 158V156L192 157L191 155L188 156V154L185 155L186 157H185V156L182 157V156H183L182 153H183V149H184V147L181 146V147L179 148V149H181L182 151L179 150V149H178V150H177V149L174 150V147H172V145L174 146V144H175V147L178 148L179 145H182V143H183V139H184V142H185V141H187V139H191V138H193V139H191V142L194 141V142H197V144H198V139H199V143H201L202 137H200V135H201V136H204L205 134H207V133L209 132V126H208V125L206 126L205 123H199V122H201V121H203V122L210 121V122H209L210 125H213L215 122H217V120L219 121V117H218V116L222 115V114H221V111H223V110H226V111L228 112L229 115L226 114L227 112L224 114V115H226V117H227V115H228V117H229L228 120L230 119L229 121L235 124V126H232V123L229 122L230 124H229L228 126L230 127V129H231L232 127H235V129H231L232 131H233V130H236V128H237L238 126H240L239 122L236 121V119H237V115H236L237 113H236V111H235L236 109H234V106H231L230 104L228 105L229 108L226 109V107H224V106H225V105H224V102H225V101H223L224 98H223V99L220 98V94H219V93L214 92V95H213L212 93H209V94H211V95L209 96L207 93L205 94L204 91H199L200 95H198V94H199L198 92H197V93H195ZM202 92H204V93H202ZM218 92H220V90H219ZM16 93H17V92H16ZM64 93H65V94H64ZM69 93H70V94H69ZM230 93L232 94L233 91H231ZM237 93L239 94V92H236V94H237ZM37 94H38V95H37ZM44 94H45L46 97L44 96ZM68 94H69V95H68ZM202 94H204V95H202ZM231 94H229V95H230V96H229L230 98H228V100H230L232 96H233L232 101L236 100L235 102H239V101L242 99V98H241V99L239 98V97H240V95H239V97H238V98H239V101H238V98L236 97L237 95L235 94V91H234V94H232V96H231ZM206 95H207V96H206ZM235 95H236V96H235ZM35 96H34V97H35ZM47 96H49L50 98L47 97ZM51 96H52V97H51ZM202 96H203V97H202ZM234 96L236 97V99H234ZM242 96H241V97H242ZM214 97H216V99H215ZM52 98H53V101H50V99H52ZM192 98H193V99H192ZM194 98H195L196 100H194ZM188 99H189V100H188ZM217 99H218V100H217ZM262 99H264V98H262ZM181 100H183V99H181ZM206 100L208 101L207 104L212 103L211 106H210V105H206ZM209 100H210V101H209ZM212 100H215V101H212ZM216 100H217V101H216ZM44 101H48V100H44ZM254 101H255V103L258 102V103H257V104H258V107L261 108V105H262V104L259 105V103H262V101L259 102V100L257 101V99H254ZM5 102H7V100H6ZM8 102H11V100L9 99ZM209 102H210V103H209ZM215 102H217V105L220 104L219 106H221V107L223 108V110H221V109H222L221 107L216 106V107H218L217 110L219 109V110L217 111V112H218V115H217L216 112H214V111H216V110H215V109H216L215 107L213 108L214 111L211 110V109H212V106H215V105H214ZM44 103H46V102H44ZM52 103H51V105H52ZM232 103H233V102H232ZM48 104H50V103H48ZM106 104H107V103H106ZM126 104H127V103H126ZM128 104H127L126 107L129 106V108H131V107L134 106V105H131V104H130V105H131V107H130V105H128ZM196 104H197V105H196ZM257 104H255V105L257 106ZM51 105H49V106H51ZM187 105H188V107H187ZM204 105H205V108L208 107V109H206V110H209V113H211V114H212L213 112L216 113L217 118H216V116H214V115H215L214 113L212 114V116L208 113V114L210 115V116H209L207 113H205V112H206L205 109H204V111H205L204 113H202V112H203V109H202V108H201L202 110H201L200 108H199L200 110L197 109V106H199V107H200V106L203 107ZM195 106H196V107H195ZM209 106H210V107H209ZM251 107H252V106H251ZM106 108H108V105H107ZM209 108H210V109H209ZM126 109H127V108H126ZM131 109H133V108H131ZM135 109H139V110L136 112ZM141 109H142L143 113H142ZM252 109H255V108H252ZM128 110H129V109H127V111L124 110L125 115L130 114V113H128ZM193 110H194L195 113H193ZM196 110H198V111L196 112ZM210 110H211V111H210ZM220 110H221V111H220ZM114 111H117V110L115 109ZM130 111H131V110H129V112H130ZM133 111H135V112H133ZM199 111H200L201 113H198ZM166 112H167L168 114H167ZM230 112H232V113H230ZM139 113H141V114L138 115ZM110 114H112V112L109 113V115H110ZM134 114H135V116H134ZM142 114H143V115H142ZM144 114H145V116H144ZM232 114H233V116L235 115L234 118H236V119H233L235 122H233V120H232L233 116H232V118H231V116H230V115H232ZM141 115H142L143 117H142ZM157 115H158V116H157ZM170 115H171V116H170ZM200 115H201V116H200ZM202 115H203V116H202ZM207 115H208L209 117H208ZM257 115H258V114H257ZM260 115H261V114H259L258 116H260ZM74 116H76V115L73 113V114H72V119H71V120H75V119H74ZM107 116H108V114H107V115H104V114H102V115H101V114H97L95 120L98 121V122H102V121H103V122H104V121L107 122V121H108V118H109L111 115L108 116V117H107ZM139 116H141V117H139ZM172 116H173V117H172ZM101 117H102V118H103V117H106V119H103V120H102V119H100ZM133 117H135V118H133ZM136 117H137V118H136ZM199 117H202V118L205 117V118H204V120H202V118L200 119ZM212 117H213V118H212ZM256 117H257V116H255V115L253 116L254 124H255L256 121H257V120H255V119H260V121H264V120H263L264 118H262V117H258V118H256ZM152 118H153V119H152ZM159 118H160V119H159ZM198 118H199V120H201V121H199ZM206 118H207V120H206ZM261 118H262V119H261ZM99 119L102 120V121H100ZM215 119H216V121H215ZM155 120H156V122H155ZM205 120H206V121H205ZM231 120H232V121H231ZM159 121H160V122H159ZM195 121H196V122H195ZM211 121H213L212 124H211ZM214 121H215V122H214ZM260 121H258V124H259ZM158 122H159V123H158ZM193 122H194V123H193ZM236 122L239 124V125L237 124V125H238L237 127H236ZM197 123H198V124H197ZM260 123H261V125H262L263 122H260ZM155 124H156V125H155ZM163 124H164V125H163ZM165 124L167 125V127H166ZM168 124H170V126H168ZM173 124H174V125H173ZM258 124H255L254 127H255L256 130H258V132H260V131H261V128H257V127H258V126H261V125H260V124L258 125ZM158 125H159V126H158ZM171 126H172V127H171ZM174 126H175V127H174ZM194 126H197V127H194ZM205 126H206V130H208V131H205ZM157 127H158V128H157ZM168 127H169V128H168ZM122 128H123V127H122ZM164 128H165V129H164ZM170 128H172V129L170 130ZM175 128H176V129H175ZM179 128H180V129H179ZM195 128H197V130H196ZM238 128H239V127H238ZM240 128H241V126H240ZM240 128H239V129H240ZM11 129H13V128H11ZM36 129H40V130L38 131V130H36ZM174 129H175V131H174ZM194 129H195V130H194ZM200 129H201V131H202V134H201ZM217 129L219 130V128H217ZM259 129H260V130H259ZM41 130H42V132H43V130H44V132L41 133ZM122 130H123V129H122ZM218 130H217V131H218ZM7 131H9V130H7ZM14 131H15V133H14ZM36 131H37L39 134H37ZM159 131H160V132H159ZM167 131H168V132H167ZM176 131H177V132L180 131V132L177 133ZM215 131H216V130H215ZM217 131H216V133H217ZM240 131H242V130H240ZM240 131H239V132H240ZM9 132H10V133L13 132V133L10 134V135H12V136H11L12 138H15L14 140H12V139H10V137H8V136H10V135H9ZM9 132L7 133V135H8L7 138H9L11 141H10L9 139H7V142L9 141L8 143H11V145H15V143L18 142V140H19L18 137H21V136H19V135H22V136H23V133L21 134V131H20V130H19V135H18V133H16V132H18V131H16V129H13L12 132H11V130H10ZM170 132H171V136H169ZM172 132H173V135H172ZM206 132H207V133H206ZM218 132H219V131H218ZM45 133H46V130H45V129H41L40 127H36L35 130L33 131V133H32V132H31L30 134L28 133L27 136H26V134H25V136H26L25 139H24L25 136L23 137V139H24V143H26V144H25V147H24V144H23V147L28 149L27 152L29 153V159L31 158V160H32V161H31V160H29V161L33 162V161L35 160L34 163L29 162V163H30V166H31V167L34 166V167L36 168V171H37L38 169L41 168V166H42V164H43V161H44V160H43V156H44V155H43V154H44V153H43V146H44V145H41V144H42V143H43V144H44V143L46 144L47 142H49V144H50V143H51L50 140H53V139H54V135H53V139L46 140L47 138H46V136H45ZM136 133H138V134L136 135ZM176 133H177V134H176ZM14 134H15L16 136H15ZM122 134H121V135H122ZM133 134H134V135H133ZM164 134H165V136H167L168 139H170L169 141L166 140V141L164 142ZM196 134H197V136H196ZM29 135H33V138H32V136L28 137ZM128 135H130L131 137H128ZM139 135H140V136H139ZM161 135H162V136H161ZM192 135H193V137H192ZM194 135H195L196 137H195ZM13 136H14V137H13ZM39 136H41L42 139H41ZM137 136L140 137V139H138ZM148 136H149V135H148ZM187 136H188V137H187ZM189 136H190V137H189ZM27 137H28L29 139H28ZM134 137H137V138H134ZM176 137H177L178 141H177V139H175ZM178 137H179L180 139H182V140L180 141V139H179ZM30 138H32L33 140L31 139V140H32V141H31ZM55 138H56V139H55V144H56V146H54L55 144H54L53 146H54V147H57V145H58V147H59V144H62L61 142H62V138H63V137L57 138V137L55 136ZM194 138H195V140H194ZM21 139H22V137H21ZM131 139H130V140H131ZM135 139H136V140H135ZM15 140H16V141H15ZM25 140H26V141H25ZM29 140H30V142H28ZM42 140H43V141H42ZM44 140H46V142H45ZM60 140H61V141H60ZM127 140H126V141H127ZM148 140H149V142H147ZM14 141H15V142H14ZM33 141H35L36 143L33 142ZM59 141H60V142H59ZM128 141H129V140H128ZM167 141H168V143H172V142H173V144L170 145V146H171V150L168 148V147H169V144L166 143ZM176 141H177V142H176ZM179 141H180L181 143H180ZM31 142H33V143H31ZM162 142H163V144H162ZM174 142H175V143H174ZM189 142H190V141H189ZM12 143H13V144H12ZM27 143H29V144L31 145V148H34V149L29 148L30 145L27 144ZM165 143H166L168 146H165V145H166ZM176 143H179V144H176ZM37 144H38V145H37ZM64 144H65V143H64ZM156 144H157V145H156ZM158 144L161 145L162 148H164V149H165V147H166L167 150L170 151V152L168 151V154H171L172 152H177V155H178V152H179V153L182 155V156H180L179 158L182 157L181 159L184 160V161H183L184 164H183V165L181 164V163H182V162H181L182 160H181V159L179 160V158L176 159V160H179V161H175V162L173 163V162L170 160L168 154L165 155V156H163V157H165V158L167 157V159H164V158H163V159H162V158L160 159V155H163V154L160 153V152H161V150H162V152H164V150H163L162 148H159L160 146H158ZM197 144H196V145H197ZM201 144H203V143H201ZM26 145H27V146H26ZM39 145H40V146H39ZM65 145H66V144H65ZM147 145H148V144H147ZM153 145L155 146V148H154ZM163 145H164L165 147H164ZM176 145H178V146H176ZM32 146H33V147H32ZM51 146H52V144H51ZM183 146H184V143H183ZM203 146L205 147L206 145L203 144ZM200 147H201V146L198 145V148H199V149H200ZM35 148H36V149H35ZM38 148H39V150H37ZM65 148H66L67 151H66V152L64 151V153H65L67 156H69V151H70V153H71L72 150H71L70 147H68V146H65ZM67 148L70 149V150H68ZM141 148H142V149H141ZM143 148H144V149H143ZM149 148H150V149H149ZM40 149H41V151H42V154H40V152H41ZM140 149H141V150H140ZM145 149L148 151V153H147V154H148V157L146 156V153L143 154V153L146 151ZM32 150H33V152H34L33 154H31V151H32ZM36 150H37V151H36ZM143 150H145V151H143ZM149 150L152 151V155H151V156H150V154H149V153H151ZM159 150H160V152H159ZM167 150H166L165 153H167ZM173 150H174V151H173ZM248 150H251V149L249 148ZM25 151H26V150H25ZM98 151H99V150H98ZM142 151H143V152H142ZM147 151H146V152H147ZM155 151H158V152H157V155L154 154V153H156ZM171 151H172V152H171ZM27 152H26V157L28 158V153H27ZM38 152H39V155H38ZM67 152H68V153H67ZM140 152H142V153H140ZM181 152H182V153H181ZM241 152H242V151H241ZM248 152H250V151H248ZM233 153H234V154H233ZM239 153H240V154H239ZM3 154L5 155V156H4L5 158H6V157H9V153L7 152V150H5V151L3 152ZM71 154H72V153H71ZM81 154H83V156L80 155V156L78 157V159H77L78 161H77V160L75 161V163L77 162L76 165L73 163L72 166L69 167V168H72V169H69V168H68V169H66V171L63 172L64 176L70 174L69 176H65V178H66V179H64L65 181H67L68 179L74 178L73 176H76V177L74 178V179L76 180L75 183H78V184H79V183L81 182V180H79V181H80V182H79L78 179H79L81 176H82V177H81L80 179H82V178L84 177V176H83L84 174L81 175V172H82V171L80 172V170H82V169H81V166H82V168H83V167H84L83 165L86 164V163H85V159H83V158H86L87 154H86V155H85L84 153H81ZM110 154H111V153H110ZM115 154H117V152L111 154V156L113 155V157L110 156V157H111V158H110V161H111V162H114V165H115V166L117 167V169H118V165H119V164H118V162H117V160H116V157H117V156H118V157H122V156H123V153L118 152V154H121L120 156H119L118 154H117V156H116ZM249 154H250V153H249ZM33 155L35 156V158H36V157H37V158H38V157L40 158V157L42 156V158H40V159H42V161L38 159L40 163H39V162H38V163H35V162H37L38 160L36 161L37 158L34 159V158H33V157H34ZM58 155H59V154H58ZM58 155H57V156H58ZM141 155H143V156H142L143 159H144L145 157H146L147 159H144V160L142 159V160H141ZM144 155H145V157H144ZM153 155H154V156L156 155L157 158H158V156H159V158H158V163H155V162H157V158H156V156L153 157ZM174 155H176V154L174 153ZM227 155H228V154H227ZM234 155H235V156H234ZM236 155H237V159H238V161H237V160L235 161ZM114 156H115V157H114ZM187 156H188L189 158H190V156L193 158V160H194L193 163H195V165H193V164H190V165H189V164H188L189 161H188V157H187ZM229 156H230V155H229ZM243 156H244V158H246V157H247V158L244 159ZM150 157L152 158V160H151ZM238 157H239V158H242V159H240V162H239V158H238ZM148 158H149L150 160H149ZM155 158H156V160H154ZM183 158H184V159H183ZM192 158H190V159H191V160H190V161H191L190 163H192V161H193ZM224 158H225V159H224ZM233 158H234V159H233ZM186 159H187V160H186ZM196 159H198V158H196ZM80 160L83 162V164H82V162H80ZM159 160H164V162H163V161H160V163H159ZM166 160H169V163H168L169 165H167V166H169V167L172 166V165H174V167H175V165H177V164H181V166L184 167L185 164H186V167H185V168H187L188 166H189V167L192 166V168H188V171H187L185 168H183V169L186 170L187 174H186V172H184L185 174L183 173L184 170L181 169L182 167H180L179 165H178V166H179L180 168H179L178 166L175 167V168L173 167L174 169L171 167V168H172V171H171V168L167 167V168H168V170H167V168H166V166H165V165H166L165 163H167L168 161H166ZM172 160H173V159H172ZM199 160H200V159H199ZM221 160H222V161H221ZM232 160H233V161H232ZM138 161H140V162H138ZM154 161H155V162H154ZM185 161L188 162V163H186ZM196 161H198V162H196ZM234 161H235V162H234ZM98 162H100L99 164L97 163V164L100 165V166H98V165L96 164V169H97L98 171H101V172L104 171V172H105V171L108 170V168H107L108 165H107V162L105 163V160H104V162H101V160L98 161ZM137 162H138L139 164H138ZM141 162H142V163H141ZM144 162H145V163H144ZM149 162H151V163H149ZM162 162L164 163V165L162 164ZM170 162H171V163H170ZM214 162H215V161H214ZM222 162H223V163H222ZM224 162H225V163H224ZM249 162L251 163L250 165H249ZM104 163L106 164V167H105V164H104ZM140 163H141V165H140ZM172 163H173V164H172ZM175 163H176V164H175ZM33 164H35V165H33ZM37 164H38V165H37ZM78 164H79V165H78ZM103 164H104V165H103ZM125 164H126V165H125ZM136 164H138V165H136ZM144 164H145L146 168H142V166H143ZM147 164L150 165V166H148ZM151 164H152V166H151ZM154 164H156V166H157L158 164L161 166V164H162V166H163V170H160V169H161V168L159 169L160 166H157V167H156V166H154ZM214 164H215V166H214ZM77 165H78V166H77ZM135 165H136V166H135ZM139 165H140V167H138ZM197 165H198V167H197ZM208 165L212 168V169L210 168V170H212V171L215 170V168H217L216 165H218V166L220 165V166H219V173H223L225 170H226V171L229 170V172L227 171V172L223 173L224 175L221 174L220 176H222V177L225 176V177H223V178L220 177L219 174L217 173V176H218L217 179H215V178H212V179H211V178H208V179H207V176L205 175V172H204V171H205V169H206V170H209V169H207V168H209ZM241 165H242V164H241ZM36 166H37V167H36ZM102 166H103V167H102ZM127 166H130V167L128 168ZM145 166H144V167H145ZM164 166H165V168H166L165 171L167 172V174H165L166 172L163 173V172H164V169H165ZM224 166H225V167H224ZM254 166L256 167V169H255ZM147 167H148V168H147ZM150 167H152V168H150ZM153 167L156 168V169H153ZM193 167H194V169H193ZM196 167H197V169H199V171L196 169ZM213 167H214V168H213ZM35 168H33V169H35ZM114 168H115V167H114ZM257 168H260L261 170H260V169H257ZM0 169L2 170V168H0ZM103 169H104V170H103ZM134 169H135V170H134ZM139 169H140V170H139ZM142 169H143V170H142ZM150 169H151V170L153 169V170L151 171ZM157 169H158V170H157ZM169 169H170V170H169ZM189 169H190V172L192 171L191 173L189 172ZM1 170H0V171H1ZM181 170H183V171L181 172ZM195 170H196V171H195ZM257 170H258V171H257ZM3 171H4V170H2V172L0 173V175H2V173H3L4 177H6V178H3V176H1V177H0V179H1V180H0V184L3 183V182H5V181L7 180V178L10 176L9 174H8V175L5 174ZM70 171H71V172H70ZM75 171L77 172V175H76ZM134 171H135L136 173H134ZM140 171H141V172H140ZM142 171H143V172H142ZM148 171H149V172H148ZM168 171H169V172H168ZM178 171H179V173H177ZM197 171H198V173H197ZM250 171H251V172H250ZM256 171H257V172H256ZM69 172H70V173H69ZM72 172H73V173H72ZM78 172H80V176L78 175V174H79ZM150 172H151V173H150ZM152 172H153V173H154V172H155V173L158 172V173L154 175ZM160 172H161V173H160ZM171 172L173 173L172 175H171ZM175 172H176V173H175ZM188 172L191 174V177H192V178L188 175V174H189ZM195 172H196V173H195ZM199 172H200V173H199ZM74 173H75V174H74ZM82 173H83V172H82ZM143 173H144V174H143ZM145 173L148 174V175L150 174V176H147ZM192 173H193V174H192ZM194 173H195V174H194ZM226 173L228 174V177H227V174H226ZM231 173H232V174H231ZM248 173H249V174L251 173V174L249 175ZM257 173H258V174H257ZM138 174H140V175L136 177L135 175H138ZM141 174H143V175H141ZM164 174H165V176H163ZM176 174H178V175H176ZM198 174L201 175V177H202L201 181L204 182V183H203V182H200V183H203L202 185H204V184L207 183V184H206V187H205V186H203V187L201 186V187H200L201 184L199 183V181H200L199 179H200L201 177L199 178ZM225 174H226V175H225ZM240 174H242V175H240ZM72 175H73V176H72ZM144 175L146 176V177H144V178L147 179L148 183H146V182H147L146 179L143 178ZM185 175H186V176H185ZM229 175H230V177H229ZM231 175H232L233 177H232ZM244 175H246V177H245ZM64 176H63V178H64ZM78 176H79V177H78ZM141 176H142V177H141ZM193 176H194V177H193ZM197 176H198V178H199V179L197 178L198 180L196 179ZM242 176H244V177H242ZM257 176H258V177H257ZM69 177H70V178H69ZM118 177H120V178H118ZM134 177H133V179H134ZM147 177H149V179H148ZM187 177H188V179H187ZM67 178H68V179H67ZM121 178H122V179H121ZM151 178H152V179H151ZM162 178H163V179H162ZM224 178H225V180H224ZM244 178H246V179H245L246 181L244 180ZM249 178H251V177H249ZM252 178H253V177H252ZM4 179H5V181H4ZM119 179H121V180L119 181ZM126 179H127V180H126ZM133 179H131V180H133ZM158 179H159V180H158ZM193 179H194V181H193ZM214 179H215V180H214ZM229 179H230V181H229ZM238 179H240V178H238ZM238 179H237V180H238ZM115 180H116V181H115ZM149 180H150V181H149ZM161 180H163V182H162ZM164 180H165V181H164ZM190 180H191V181H190ZM195 180H197V181H195ZM208 180H209V181H208ZM220 180H221V181H226L227 183H226V184H223L222 182H220ZM234 180H235V179H234ZM234 180H233V181H234ZM237 180H235V181L237 182ZM77 181H78V182H77ZM133 181H135V179H134ZM233 181H232V182H233ZM235 181H234V183H236ZM155 182H156V183H155ZM194 182H195V183L197 182V183L194 184ZM213 182H214V184H212ZM215 182H216V183H215ZM257 182H258V181H256V182L254 181V185H255V186H256ZM66 183H67V182H66ZM112 183H113V184H112ZM167 183H168V184H167ZM209 183H210V184H209ZM217 183H219V185H220L221 188L219 187V185H217ZM238 183H239V182H238ZM238 183H237V184H238ZM246 183H247V184H246ZM252 183H253V182H252ZM255 183H256V184H255ZM78 184H76V185L78 186ZM124 184H125V185H124ZM129 184H130V185H129ZM146 184H147V185H146ZM158 184H159V186L162 187L163 189H161V191L158 190V191H157V192H158V195H157V193L155 194V191L153 190V188H154V189H155V188L157 189V187H159ZM165 184H166V185H165ZM197 184H199V185H197ZM237 184H234L233 187L235 186V188H236V185H237ZM68 185H69V184H68ZM79 185H80V184H79ZM127 185H128V186H127ZM153 185H155V187H154ZM194 185H195V186H194ZM196 185H197V186H196ZM229 185H230V184H229ZM248 185L250 186L249 188H247ZM254 185H252V186L255 187ZM258 185H259V184H257V189L259 188ZM198 186H199V188H197ZM212 186H213V187H212ZM237 186H238V185H237ZM239 186H240V183H239ZM239 186H238V188H239ZM70 187H71V186H70ZM70 187L66 186V188H64L63 191H64V192L67 191V190H68V191H71L72 188H70ZM79 187H80V186H79ZM129 187H130V188H129ZM211 187H212V188H211ZM233 187H231V188L233 189ZM128 188H129V189H128ZM235 188H234V189H235ZM240 188H239V189H240ZM260 188H259V189H260ZM66 189H67V190H66ZM69 189H70V190H69ZM80 189H81V188H80ZM149 189H150L151 192H152V190H153V194H152V195H150L151 192H149ZM156 189H155V190H156ZM204 189H206V191H205ZM209 189H211V190H209ZM232 189H231V190H232ZM246 189H247V190H246ZM140 190H141V191H140ZM191 190H190V191H191ZM216 190H215V191H216ZM231 190H230V191H231ZM248 190H249V191H248ZM253 190L256 191L255 188H254ZM253 190H252L250 193H252ZM81 191H82V190H81ZM81 191H80V192H81ZM125 191H126V192H125ZM138 191H139L140 193H139ZM147 191H148V192H147ZM159 191H160V192H159ZM230 191H229V195H232V197L234 198V200H236V199H238V200L241 199V195H240V193L238 192V189H237V188H236L235 192L233 191V193H234L235 195H236V193H237V194L239 193L238 195L240 196V198H239V196H237V195H236V196H237V198H236V196L233 195L232 192L230 193ZM236 191H237V192H236ZM44 192H45V193H44ZM244 192H243V194H244ZM247 192H246V193H247ZM41 193H42V194H41ZM47 193H48V192H47ZM144 193H145V194H144ZM146 193H148V195H146ZM250 193H249V194H250ZM139 194H140V195H139ZM159 194H160V195H159ZM247 194H248V193H247ZM247 194H246V196H247ZM249 194H248V195H249ZM40 195H41L42 197H40ZM44 195H45V196H44ZM165 195H168V194H165ZM200 195H201V194H200ZM200 195H199V197H202V195H201V196H200ZM206 195H205V196H206ZM212 195H213V196H212ZM212 195H211V193H210V196L212 197L211 200H212L213 197L215 196L214 194H212ZM244 195H245V194H244ZM244 195H243V196H244ZM150 196H152L153 199H152ZM158 196H159V197H158ZM210 196L208 195V196H206V197L210 200ZM234 196H235V197H234ZM243 196H242V200H243ZM34 197H35V198H34ZM47 197H48V198H47ZM52 197H53V198H52ZM156 197H155V198H156ZM199 197H198V199H199ZM206 197L203 198L204 200H203L202 198H200V199L203 200V202H202L201 200H198V203H199V204H200V203L204 204V202H206L205 199H207ZM228 197H229V196H228ZM263 197H264V196H263ZM263 197H262V198H263ZM4 198H5V195L3 196V199H1V201H0V202H2V203H0V205H1V206H0V217H4V214H2V210L5 211L4 208H3L2 206L4 205V207H6L4 203H6V205H7L6 209H9V208L11 207V206L8 207V205H10V204H9V202H8L7 200H5L6 198H5V199H4ZM49 198H50L52 201H51ZM68 198H69V199H72L70 196H69ZM149 198H150V199H149ZM235 198H236V199H235ZM247 198H248V197H244V200L247 199ZM262 198H261V202L259 201L260 203H263V202H264V201H262V200H263ZM34 199H35V200H34ZM48 199H49L50 201H49ZM136 199H137V200H136ZM208 199H207V200H208ZM225 199H227V200L230 201V198L228 199L227 197L225 198V196H224L223 200L225 201ZM33 200H34V202H36L37 205H38V206L36 205V207H37V208L35 207L36 209H38V208L41 209V210L44 209V210H46V211L48 212V214H49L50 216H56V217L54 218V220H56V219L59 220V218H60V220H59L60 226H56V227H58L59 229H62L63 227H64V228L66 227L65 229H67L68 227H69V228L72 227L73 224H71V223H70V220H69V219H70V216H68L67 214H64L65 212L62 211V203H61V201H60V198H59V200H58V198L56 199L54 196H51L50 194H46V190H43V191L41 190V192H39V193L36 192V193L33 195ZM57 200H58V201H57ZM149 200H150V201H149ZM153 200H154V201H153ZM211 200H210V201H211ZM220 200H222V198H221ZM223 200L220 201V202H219L218 199L215 200L216 203L214 204V206L217 207V206L219 205L217 208H222V207H224V206H225V207H226V206H229V205H227L228 203L224 204L225 202H224ZM227 200H226V202H227ZM238 200H237L236 202H238ZM39 201H40V202H39ZM143 201H144V202H143ZM212 201H214V199H213ZM217 201H218V203H217ZM229 201H228V202H229ZM38 202H39V204H38ZM41 202H42V203H41ZM150 202H151V204H150ZM207 202H208V201H207ZM221 202H222V203H221ZM244 202H245V201H244ZM244 202L242 203L243 205H244ZM31 203H32V202H31ZM36 203H34V204H36ZM43 203H44V204H43ZM154 203H155V204H154ZM209 203H210V202H209ZM209 203H207V205H204L205 208L207 207V208L205 209V211L207 210V211H206L207 213H208V211H210L209 213H212V211H213L214 208H213L212 211H211V208L209 207V206H210ZM219 203H221V204H219ZM230 203H231V202H230ZM230 203H229V204H230ZM233 203H235V201H233ZM52 204H53V205H52ZM144 204H145V205H144ZM205 204H206V203H205ZM210 204H211V203H210ZM242 204H241V205H242ZM40 205L43 207V209L41 208ZM44 205H45V206H44ZM46 205H47V207H46ZM151 205H152L153 209H152ZM154 205H155V206H154ZM211 205H212V204H211ZM220 205H221V206H220ZM243 205L241 206V209H242V210H241V209H240V210H241V212H244V209H245L246 212L243 213L244 215H242L241 212H240V214L242 215L241 217L243 218V216H244V218H243L242 221H243V223L245 224V221H246V219H247V221H249V223H250V222H251V219L255 216V215H253L254 212H255V207L253 208V210L250 208V209L252 210V211H251L250 209H248V207H244ZM34 206H35V205H34ZM139 206H140V207H139ZM1 207H2V208H1ZM54 207H55L56 209H55ZM137 207H138V208H137ZM141 207H142V208H141ZM145 207H146V208H145ZM208 207L210 208V210H209ZM211 207H212V206H211ZM50 208H51V210H50ZM149 208L151 209V211H150ZM1 209H2V210H1ZM10 209H11V208H10ZM10 209L8 210V212L10 211L11 213H6V212H5V213L8 214L9 218L12 217V219H14V220L12 221V223H13L15 226H17L19 223H18V221H17V222H14L15 220H17V219L15 218V213H13L14 216H10V214H12V210H10ZM102 209H105V208L102 207V208H101V212H103ZM139 209H140V211H138ZM240 210H239V211H240ZM248 210H250L251 213H250L249 215H246V213L248 214V212H247ZM6 211H7V210H6ZM148 211H149V214H148ZM159 211H160V210H159ZM250 211H249V212H250ZM253 211H254V212H253ZM13 212H14V211H13ZM56 212H57V213H56ZM62 212H63V213H62ZM89 212H90V213H89ZM146 212H147V213H146ZM59 213H60V214H59ZM88 213H89V215H88ZM88 213H86V215H85V216L88 215V216L86 217V219H85L84 216L81 215V216H78V218H77L76 220H77V222H79L78 219H80V221H81V217H82V222H81V223L79 222L78 225L80 226L81 229L86 228L84 232H88V233H89V232L91 231V234L89 233L90 235H89V236L87 235L88 237L86 236V237H87V238H86L87 240L83 238V237H85L84 235H83V236H82V235H77V237H74V236H76V235L70 236V237L75 238L74 240H76V242H75V241L72 242L73 239L71 238L72 240H71L70 242L73 243V244L76 243V244L79 246V248H78L77 245H72V246H76V247H77V248H76V247L72 248V249H74V251H75V252H74L73 250H72L73 252L71 251V252L73 253L72 255L76 257V254L79 253V256L77 255V256H78V259H79L80 254H81V253L79 252V250H80L81 252L83 251L81 257H84V256H85L84 254H86V257H88V256H92V259L90 258L91 261L93 260L92 262H90V260H88V258H86V257H84V258H85L84 261H83L82 259L79 260V261L82 260L84 264H87V263H85L86 260H87L86 262H90L91 264H94V261H95L96 263L99 262L98 264H107V263L110 262V261H111V262H110L109 264H114V263H115V264H122V263L125 264L126 261H128L127 264H129V262L131 263V261H132V264H133V260H131V259H133V257H132V253H131V250H130L131 247H130V249H129V247L127 248V250L129 249L128 252H125V251H124L125 247L128 246V245L125 244V243L128 242V240L126 239V240H127V242H126V240H125V238H124V237H126L125 235H122V236H120V237L118 236V239L120 240V243H121V244H124V245H122V246L118 243L119 240H116L117 243H116V242L113 243V241H115V240H113V239H115L116 236H114L115 238H114L113 236H110L111 239L113 238V239H112V242H111L110 239L108 240L107 237H109V236H105V239H107V240H105V241H107V242H106V244H105V247H104L105 249H104V250L108 249V251L106 250V251L108 252V253H107L108 256H106L107 254H105L106 251H105V253L103 252L104 250H103L102 252L105 254L104 256L109 257V258L105 259V257L103 258V256H102V257H98V256L95 255L97 261L94 259L95 256H94V255H91V253H92V252L95 253V251L97 252L98 249L100 248V245H99V244H96V243L94 244L93 241H92V243L90 242V240H92V239L94 240V237L96 236L95 234L92 235L93 232L96 233V231H93L92 229H93L94 227L96 228V226H105V225L107 224V222H106V220L104 221L105 217H103V216L100 217V218H103V219L101 220L96 214H92V212H91L90 210L88 211ZM218 213H219V212H217V213L214 212V214L212 213V217H214V216L217 217V215H219ZM54 214H56V215H54ZM62 214H64V215H62ZM84 214H85V213H84ZM84 214H83V215H84ZM152 214H154V215H152ZM215 214H217V215H215ZM60 215H62L63 217L60 216ZM65 215H67V216H65ZM206 215H207V214H206ZM245 215H246L247 217H249L250 220H249ZM251 215H252V216H251ZM8 216H7V217H4V219H2V221H1V218H0L1 226H3L4 228H5V227L7 226V224H8V219H9ZM50 216L47 217V219H46L47 221H50V219H49ZM58 216H60V217H58ZM93 216H94V217H93ZM154 216H155V217H154ZM256 216H257V215H256ZM256 216L254 217V220H255ZM66 217H67V218H66ZM79 217H80V218H79ZM96 217H97L98 220H99V221L97 220L98 223L96 222ZM148 217H150V220L148 219ZM170 217H171V218H170ZM87 218H88V219H87ZM62 219H65V220L63 221ZM84 219H85L86 221H88V222H85ZM89 219H90V220H89ZM128 219H132V220H128ZM147 219H148V220H147ZM171 219H174V218H173L172 215H169L170 223L173 221V220H171ZM214 219H215V218H214ZM244 219H245V220H244ZM4 220H5V221H4ZM10 220H11V219H10ZM58 220H56V222H57ZM154 220H155V221H154ZM252 220H253V219H252ZM60 221H63V224H62V222H60ZM156 221H157V222H156ZM2 222H3V223H2ZM22 222H23V221H22ZM68 222H69V224H66V223H68ZM84 222H85V223H84ZM91 222H95V225H94V223H91ZM176 222H177V221H175V219H174V223H175V224H176ZM40 223H42V222H40ZM59 223L57 222L58 225H59ZM82 223H84V224H82ZM89 223H91L90 225H92V228L90 227ZM134 223H132V224H134ZM172 223H173V222H172ZM174 223H173V224H174ZM247 223H248V222H246V224H247ZM48 224L50 225V223H48V222H47L45 225H42L43 227L41 226V231H40L41 233H40V232H37V235H38L39 233H40L39 235H41L42 233H44V232L46 231L45 228L48 227ZM64 224H65V226H64ZM85 224H86V225H85ZM87 224H88V226H87ZM157 224H158V225H157ZM160 224H161V225H160ZM19 225H20V224H19ZM67 225H68V227H67ZM69 225H70V226H69ZM148 225H147V226H148ZM177 225H178V223H177L176 225H173V226H174V227H177ZM62 226H63V227H62ZM173 226H172V227H173ZM60 227H61V228H60ZM88 227H90V228H88ZM151 227H150V228H151ZM178 227H179V228H178V231H177V232H178L180 235H182V233H183V235L185 234V236H186V238H187V236L189 235V234L186 235L187 230H185L186 233H184V229L182 230V229L180 228L179 225H178ZM11 228H12V227H11ZM11 228H10V230L12 231ZM64 228H63V229H64ZM97 228H98V227H97ZM99 228H100V227H99ZM89 229H90V231H89ZM174 229H176V228H174ZM179 229H180V230H179ZM19 230H21V228H20ZM83 230H84V229H83ZM94 230H95V229H94ZM96 230L98 231L99 229H96ZM176 230H177V229H176ZM22 231H23V230H22ZM143 231L145 232L146 229H143ZM143 231H141V233H142V234L140 233L141 235H143V236L148 235V236H149L148 231H147L148 234H147L146 232L143 233ZM173 231L175 232V230H173ZM182 231H183V232H182ZM19 232H20V231H19ZM177 232H175L174 234H176ZM180 232H182V233H180ZM11 233H12V234H11ZM188 233H189V232H188ZM144 234H145V235H144ZM11 235H12V236H11ZM18 235H19V234H16V233H14V232L12 231V232H10V235H1L2 237L0 236L1 239L3 238V240L7 238L6 241H5V240H4V241L2 240V244H3V245H4L5 243H7V244H5V246H3V247H5L4 251H2V250L0 251V259H2V261L0 260V264H11V263H12V264H19V263H20V264H21V263H23V264H38V263L41 264V260L43 261V260H44L43 258H45V257H46V259L43 261L44 264H46V263H49V264H62L61 262H63V261L65 260V258L68 259V258H67L68 256L65 257L66 250H64V248H63V244H64V246H65V243H66V244H67V242H68V244L70 243V242L68 241V237H67V239L65 238V237L68 236V235H66L65 237H63V238L65 239L64 241H66V242H64L63 239L60 238V237H62V235H61V236L59 235V236H56V237H55V235H41V236L44 237V238L41 239V241L39 242V248H40V249H39V250H35V252H37V253H36L37 256L35 255L34 252H31V253H30V251H27V250L25 249V247H24V248L22 247V248L20 249V247L23 245V244H22L23 238H22V235H19V236H18ZM91 235H92V236H91ZM137 235H139V234H137ZM177 235H178V234H176V237H177ZM183 235L181 236V238L183 237ZM33 236H34V237H32L31 239H34V238H35V235H33ZM47 236H48V237H47ZM78 236H79V238H78ZM133 236L136 237V235H133ZM133 236H132V238H133ZM162 236H163V235H162ZM164 236H165V235H164ZM20 237H21V238H20ZM50 237H51V238H54V239L51 240ZM70 237H69V240H70ZM90 237H92V239H90ZM110 237H109V238H110ZM139 237H140V236H139ZM139 237H137V238H139ZM178 237H179V235H178ZM55 238H56V240H57L58 238L61 239V240L58 239L56 243L58 244V241L60 240L59 242H60V244L62 243V247L59 246L60 244H59L58 246L60 247L61 250L63 249V250L65 251V252H64V251L62 250V251L64 252V255L61 253V250L58 248L57 244L52 243V241H53V242L55 241ZM80 238H82V239H80ZM122 238L125 240V242H124V240H123ZM145 238H147V237H144V239H145ZM183 238L185 239V237H183ZM188 238H189V237H188ZM10 239H12V240H10ZM18 239H19V240H18ZM45 239H46V240H45ZM78 239H79V240H78ZM83 239L85 240V243L83 242V241H84ZM144 239H142V237H141V239L139 238V240H141L140 242L143 243V241H146V240H147L146 242H147V244H148V243H149V241H148V240H149V237H148L147 239H145V240H144ZM175 239H176V238H175ZM178 239L180 240V237H179ZM184 239H182V243H181V240H180V241L177 240V242H178L179 244L176 242L175 246H176L177 244H178V245H177L176 247L184 246V244H185V242H186ZM15 240H16V242L18 243L17 246L15 245L16 247H14V243L16 244ZM48 240H49V241H48ZM50 240H51V241H50ZM82 240H83V241H82ZM97 240H98V239H97ZM97 240H96V241H97ZM121 240H122V242H121ZM132 240H133V241H132L133 243H136V242L138 243V242H139L138 240H137V241L134 240V238H133ZM142 240H143V241H142ZM183 240H184L185 242H184ZM187 240H188V239H187ZM10 241H11V242H10ZM19 241H20V242H19ZM42 241H43L45 244H44ZM45 241H46V242H45ZM174 241H175V240H174ZM41 242H42V243H41ZM80 242H81V243H80ZM88 242H90V243H88ZM97 242H98V241H97ZM140 242H139V243H140ZM183 242H184V243H183ZM20 243H21V244H20ZM46 243H47V244H46ZM71 243H70V244H71ZM82 243H84V245H86V246H83ZM137 243H136V244H137ZM10 244H11V245H10ZM12 244H13V246H12ZM19 244H20L21 246H20ZM48 244L50 245V247L47 248L46 246H47ZM68 244H67V245H68ZM89 244H90V245L93 244L94 246L92 247V246H90ZM116 244H117V245H116ZM128 244L130 245V242H128ZM136 244H135V245H136ZM140 244H141V243H140ZM140 244H137V246L140 245ZM143 244H144V243H143ZM143 244H141V245L143 246ZM8 245H9L10 247H8ZM49 245H48V246H49ZM55 245H56V248L54 247ZM67 245H66V246H67ZM88 245H89L90 247H89ZM106 245H107V246H106ZM125 245H126V246H125ZM148 245H149V244H148ZM18 246H19V248H18ZM40 246H41V247H40ZM51 246H52V248H51ZM66 246H65V249H67ZM108 246H109V247H108ZM113 246L115 247V249H116V248H118V249H119V248H120V249L124 248V249H122V251H121L120 249H119L120 251L117 249V251L120 252V255H121L120 258L118 257V256H119V253L115 251L116 253H118V254H116V253L114 252L115 249H112ZM124 246H125V247H124ZM142 246H140L141 248H139V249H143ZM11 247H12V248H11ZM80 247H82V248H80ZM111 247H112V248H111ZM143 247H144V250H145V249H146L145 247H147L146 244H145V246H143ZM148 247H149V246H148ZM148 247H147V248H148ZM7 248H8V249H7ZM13 248H16V250L13 249ZM96 248H98V249H96ZM22 249H23V250H22ZM75 249H76V250H75ZM9 250H10V252H12V253H8ZM20 250H21V251H20ZM48 250H49V251H48ZM58 250H59V251H58ZM67 250H69V251L71 250V249H70V246L68 247ZM84 250H85V252H89V253H84ZM87 250H88V251H87ZM93 250H94V251H93ZM110 250H111L113 253H111ZM127 250H126V251H127ZM25 251H26L27 253H30L29 257H28V255H25V253H26ZM31 251H32V250H31ZM33 251H34V250H33ZM39 251L41 252V254L39 253ZM52 251H53V252H52ZM69 251H68V252H69ZM77 251H78V252H77ZM90 251H91V252H90ZM142 251H143V250H142ZM146 251H148V249H147ZM146 251H145V252H146ZM16 252H18V253H16ZM20 252H24V253H22L23 255H22ZM71 252H69L70 255H71ZM102 252L100 253V251H98L97 254L100 253V255H101ZM109 252H110L111 255L113 254L114 256H113V255L111 256V255L109 254ZM122 252H123V254H125V256H128V255L130 256V254H131V257L128 256L129 259H128L127 257L124 259L125 256H124L123 258H121V257L123 256V254H121ZM124 252H125V253H124ZM4 253H5V254H4ZM14 253H15V254H14ZM32 253H33L36 257H38V254H39L38 259L35 260L34 258H36V257H35L34 255H32ZM55 253H56V254H55ZM59 253H60V254H59ZM69 253L66 254V255H69ZM83 253H84V254H83ZM135 253H136V255H137L138 257L141 255L139 251H138V254H139V255L137 254V252H135ZM142 253H143L144 255H143V254L141 255V259L143 258V259L141 260V264L143 263L142 261H144L143 264H147V263H149L150 260H145L144 257H142V256H145V258L148 259V257H146L147 255H146L144 252H142ZM148 253H149V252H148ZM148 253H147V254H148ZM12 254H13V255H12ZM43 254H44V257H43ZM46 254H47V255H46ZM48 254H49V257H48ZM52 254H53V255H52ZM58 254L61 255V256H59ZM74 254H75V255H74ZM87 254H88V256H87ZM92 254H93V253H92ZM95 254H96V253H95ZM127 254H128V255H127ZM20 255H21V257H20ZM83 255H84V256H83ZM136 255L133 254V256H136ZM10 256H11V257H10ZM32 256H33V257H32ZM40 256H41V257H40ZM63 256H64L65 258H64ZM93 256H94V257H93ZM19 257H20L22 260H21ZM70 257H71V256H69V259H70ZM81 257H80V258H81ZM138 257H137V258L135 257V258L138 259V261H140ZM28 258H29V259H28ZM39 258H40V259H39ZM41 258H42V259H41ZM47 258H48V259H47ZM53 258H54V259H53ZM58 258H59V259H58ZM61 258H62V259L64 258V259L62 260ZM76 258H77V257H76ZM76 258H71V259L73 260V261L70 260V261L72 262V264H74V263H73L74 260H75V264H79V263H80V262L78 263V260H77ZM98 258H99V259H98ZM102 258H103V259H102ZM135 258H134V259H135ZM25 259H26V260H25ZM55 259H57V260H55ZM149 259H150V257H149ZM3 260H4V261H3ZM37 260L40 261V262H38ZM59 260H60L61 262H60ZM112 260H113V261H112ZM125 260H126V261H125ZM129 260H130V261H129ZM6 261H7V262H6ZM10 261H11V262H10ZM34 261H35V262H34ZM58 261H59V262H58ZM67 261H69V260H67ZM82 261H81L80 264H82ZM1 262H2V263H1ZM65 262H66V260L63 262V264H66ZM136 262H137V261H135V263H136ZM145 262H146V263H145ZM43 263H42V264H43ZM69 263H70V262H69ZM96 263H95V264H96ZM138 263H139V262H138Z\"/></svg>","mask_w":264,"mask_h":264}]
</instances>
